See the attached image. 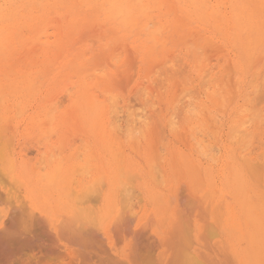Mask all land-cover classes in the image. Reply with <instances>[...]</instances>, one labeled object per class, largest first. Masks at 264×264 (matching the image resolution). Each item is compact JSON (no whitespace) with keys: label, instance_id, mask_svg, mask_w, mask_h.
Listing matches in <instances>:
<instances>
[{"label":"rangeland","instance_id":"obj_1","mask_svg":"<svg viewBox=\"0 0 264 264\" xmlns=\"http://www.w3.org/2000/svg\"><path fill=\"white\" fill-rule=\"evenodd\" d=\"M43 1V2H42ZM0 0V40H3V39H7V38H10V43H6V44H1L0 45V95L2 94V97H0V116H3V118L4 119H2V117H0V125L3 127V125L5 126V125H7L9 122H11L10 124L12 125L11 127L12 128H10V131L9 130H5L4 129V133L2 134V130L0 131V140L2 141V144L3 145H1L0 144V152L2 153V157H1V155H0V191H2V189L1 188H3L5 185L4 184H6V182H13L12 184L13 185H15V187H17L18 189H19V182H20V184L22 185H20V190L22 191V195L24 194V195H27V196H29L30 197V202H32L35 206H37L38 207V209H41V208H43V210L44 211H46L49 215H50V218H52V219H54V220H56L57 221V223H59V221L61 220V217L60 216H56L54 213H59V214H61V213H63V214H65V213H67L68 211L67 210H65V203H68L67 204V206L68 205H70V206H72V205H76V207H77V205L78 204H80L81 203V201H82V199H87V201H88V197H90L89 195H91V200H89L87 203L86 202H84V203H86V205L87 206H93V208L95 209V212H96V214L97 215H99V216H101V215H104V214H107V212H108V204H113V205H121V206H128L127 205V201L129 200L130 201V203L132 204V201H134V202H136V203H134L133 205H134V211H137L136 212V214L138 215V217L137 218H139L137 221H135V222H137L138 223V225H140L141 224V222L142 221H144L145 219H146V221H148V219H149V222H148V224L150 223V222H152V220H157L159 217H160V220H157V222H156V220L154 221V222H156V223H152V225H154V226H152L151 224H147L148 226H144V225H146V223L144 224V225H142L143 226V229H142V227H141V225L140 226H138L137 224V227L139 228V229H141V230H144V231H146V230H149L150 228L151 229H155L157 232H158V234L161 236V238L163 239V241H161L162 242V244H164V242L166 243V241H165V239H167V238H171L172 236H175V234L174 235H172L171 237H169V235H170V231H172V230H175V229H172L173 227L175 228V226H176V222L175 221H177L176 220V218L178 217L177 216V214L179 215V217H181L182 215L181 214H183V212H186V214H187V216H186V214L184 215L185 216V218L187 219V217H189V221L187 220L186 222H189V226H188V223H186L187 225V227L189 228L190 226H192V227H190V228H195L196 229V231H198V234L200 233V231H201V229H203V228H205L206 230H210L209 228H211L212 229V227H215V225H216V223L218 224V225H216V226H218L219 227V231H220V234H221V237H222V239H223V241H224V245H225V247H226V251H227V257L228 258H222L221 259V262L222 263H228V264H264V198H262L263 196H264V119H263V117H264V76H263V74H264V71H262L263 69H264V58L262 57L263 55H264V44L262 45V46H260L259 48H258V50L256 51V53H254L255 55H254V58H252L251 59V56H249V54L251 55V53L249 52V54H248V51L246 52V50L244 49V47L242 46V44L240 43V41H237L235 38H234V36L232 35V36H226L224 33H220L219 31H218V29L216 28V25L218 24H220V22H218L217 24H211V23H209L208 22V24H204V22H202L201 20H200V15L199 16H197V14H200V12L202 13V10L203 9H199L197 12H196V10L192 7V10L190 11V12H188V13H183V12H176V10H178V8H183V9H187L186 8V6H188V5H190L192 2L190 1V0H172V1H175L174 3L177 5V8H174L175 10H172V11H169V10H171V8L169 7V5H172V2L171 3H166V4H163V6H161V8H159L160 6L159 5H161L162 4V2L163 1H165V0H159L158 2H157V0H152L153 1V7H152V9L150 10V11H148V17L149 18H151V20L153 21V23H157L158 24V26L159 27H161L160 28V30H162L163 28H165V29H163L162 31H159V33L161 34V36H160V34L158 33V30L156 31L155 29H157V24H155V25H152L153 23L152 22H150V24H149V27L152 25V27L154 28L153 29V33H151L152 31V28L150 27V29H148L149 27H147V29L146 28H143V27H146V26H148V24H147V21L149 22V18L148 17H144V16H139L138 17V21H140V25H139V28H138V30L137 29H133L132 27H130V26H122L123 28L121 29V27H119V26H121V25H117L118 23L120 24V21H121V19L120 18H118V19H116V18H109L108 16H107V14H106V12H104V11H102V10H100V7H99V5L98 6H94V8H93V4H91V3H88V1L89 0H72V1H70V0H65V1H67L66 3H65V6H64V2L65 1H61V0ZM46 1V2H45ZM52 2V3H49V2ZM75 2V4H74V2ZM224 1V2H223ZM227 1V2H226ZM244 1H249V0H243V2H242V0H236L235 2H233V1H229V0H207V6L211 9V11L214 9V6L215 7H217L218 8V12H217V14H216V16H215V18L217 17V16H219L220 15V17L221 18H223L222 19V21L221 22H224L225 20H233V18H234V14H235V7H240L241 5H242V3H244ZM33 2V3H32ZM38 2V3H37ZM40 2V3H39ZM216 2H218L217 4H216ZM43 3H47V6H46V4H43ZM72 3L74 4V5H76L77 4V6H74L73 7V5H72ZM222 3V5H220ZM247 3V5L249 4V2H246ZM42 4V5H41ZM58 4V5H57ZM89 4H91V7H89L90 5ZM23 5V6H22ZM57 7H56V6ZM83 5V6H82ZM157 5H158V8H157ZM255 5V6H254ZM254 5H248V7L249 8H253V9H257V6H256V0H255V4ZM22 6V7H21ZM45 8H44V7ZM53 6V7H52ZM56 7V8H55ZM157 9H156V8ZM163 7V8H162ZM67 10H66V9ZM71 8V9H70ZM23 9V10H22ZM70 9V10H69ZM94 9V10H93ZM98 10V12H96L97 10ZM156 9V10H155ZM160 9V10H159ZM220 9V10H219ZM49 10V11H48ZM155 10V11H154ZM163 10V11H162ZM227 10V11H226ZM10 13V15H9V13ZM160 11V12H159ZM188 11H189V9H188ZM223 11V14L221 13ZM6 12V13H5ZM18 12V13H17ZM67 12V13H66ZM165 12H169V14H167V13H165ZM171 12V13H170ZM176 12V13H175ZM228 12V13H227ZM71 13H72V15H71ZM100 14V16H98V14ZM136 13H138V11H136ZM164 13V14H163ZM154 14V15H153ZM187 14V15H186ZM219 14V15H218ZM230 14V15H229ZM264 13H259L258 12V9H257V11H255L254 12V19L255 20H260V21H264V15H263ZM4 15V16H3ZM6 15V16H5ZM150 15H151V17H150ZM224 15V16H223ZM9 16V17H8ZM11 16H13V17H11ZM35 16V19L33 20V21H31L30 19H33V17ZM103 16H105V17H103ZM168 16V17H167ZM225 16H226V19H224L225 18ZM231 18H230V17ZM4 17V18H3ZM25 17H26V19H25ZM57 18L58 19V17H59V19L60 20H57V19H53V18ZM74 17H76V19L78 20V24H76L75 26H73V24H71L72 23V20H73V18ZM189 17V18H188ZM259 19H258V18ZM44 19V20H43ZM48 19V20H47ZM75 19V18H74ZM179 19V20H178ZM16 20V21H15ZM39 20H41V21H39ZM111 20H112V22H111ZM147 20V21H146ZM150 20V21H151ZM183 20V21H182ZM28 21V22H27ZM45 21V22H44ZM47 21V22H46ZM62 22L61 24V26H59L60 24L58 23V22ZM99 22V24H98V22ZM114 21V22H113ZM119 21V22H118ZM157 21V22H156ZM184 21H186V22H184ZM15 22H16V24H15ZM19 22V24H17ZM30 22V23H29ZM43 22H44V26H45V31L43 30ZM111 22V23H110ZM179 22V23H178ZM9 23H11V24H9ZM28 23V24H27ZM39 23H41V24H39ZM115 23H117L116 25H115ZM152 23V24H151ZM161 23H163L164 24V26L161 24ZM186 24L187 26L185 27V28H183V24ZM47 24V25H46ZM55 24V25H54ZM59 24V25H58ZM93 24V25H92ZM94 24H96L95 26H97L96 28H95V26H94ZM98 24V25H97ZM147 24V25H146ZM177 24H179V25H177ZM197 24V26H195ZM200 24V25H199ZM210 24H211V27L212 28H209L210 27ZM7 25H8V27H7ZM18 25H19V27H18ZM21 25V26H20ZM27 25H30V27L29 26H27ZM114 25H115V28H114ZM162 25V26H161ZM167 25V26H166ZM182 25V26H181ZM5 26V27H4ZM11 26V27H10ZM15 26L17 27V28H15ZM23 26V27H22ZM47 26V27H46ZM53 26V27H52ZM101 26H104V27H101ZM141 26H143V27H141ZM180 26V27H179ZM199 26V27H198ZM14 27V28H13ZM35 27V28H34ZM163 27V28H162ZM195 27H196V30H195ZM197 27H198V31H197ZM206 27V28H205ZM9 28V29H8ZM11 28V29H10ZM21 30H19V29ZM41 28V29H40ZM72 28H73V30H72ZM74 28H75V30H74ZM98 28H99V30H98ZM130 28H132V29H130ZM210 30H209V29ZM2 29V30H1ZM3 29H7L6 30V32H5V30H3ZM36 29V30H35ZM40 29V30H39ZM58 29H60V30H58ZM94 29H96V30H98V31H94ZM112 29V30H111ZM127 29V30H126ZM142 29V30H141ZM19 30V31H18ZM33 30L34 31H38V32H35V34H38L41 30L42 31H44V32H40V36H41V38H40V40H39V36H37V39L36 40H39L37 43H42V45H43V42H46L45 44H50V45H47V46H49V47H47V46H44V48L45 49H43V46L41 47V44H40V46L37 44V43H35L36 44V46L38 45L39 47H36V48H34L35 47V44H34V46L32 45V47L34 48V49H36V51L41 47L42 49H43V52H44V50L47 52V53H45L44 52V55H43V52H42V50H38L37 51V53L39 52V51H41V52H39V54H37V56L34 54L33 55V51L31 50V49H33V48H31L30 49V46H29V44L31 45V43H29L30 41H31V39L30 38H32L33 36H35V34H34V32H33ZM104 30V31H103ZM118 30H120V31H118ZM122 30V31H121ZM124 30H126V31H124ZM173 30V31H172ZM197 31V39L199 40V43H201V45H202V43H205L206 42V40L208 41V43H209V40L212 42H214L216 45L217 44H219V45H217L218 46V48L219 47H221V49H217L216 48V46H215V44L213 43V45H214V47H213V45H212V43H207L206 45H205V47H207L208 49H215L216 48V50L218 51V52H220V53H218V52H214L212 55L209 53V55H208V53H205V49H207V48H204V49H202V51H201V54L203 55V54H205V55H208L209 57L208 58H205L206 60H211V61H207L206 62V60L203 58L204 56H202V57H200L201 55H200V50H198V52H197V50H196V44H195V42H194V40H193V38H192V35H194L195 36V34H196V32L195 31ZM263 30H264V28H263ZM262 30V36H264V31ZM1 31H2V33H1ZM5 32V35H2V34H4V32ZM59 31H61V34L59 35ZM104 32L105 33V35H107V36H105L104 34H102L101 32ZM134 31H135V34H134ZM151 31V32H150ZM154 31H156L155 33L156 34H154ZM178 33H177V32ZM184 31H186V34H184L185 32ZM22 32V33H21ZM96 32H98V33H96ZM120 32H122V35H121V33ZM129 32V36L128 35H126L127 33ZM133 32V33H132ZM149 32V33H148ZM191 32H193V34L192 35H190L191 34ZM15 33H19V34H15ZM41 33L42 34H44V36L45 37H42L43 35H41ZM96 33V34H95ZM115 33V34H114ZM118 34V37H119V40H118V37H117V34ZM132 33V34H131ZM140 33V34H139ZM203 33V34H202ZM20 34H22L23 35V37H21L20 36ZM48 34V35H47ZM92 34V35H91ZM138 34V35H137ZM188 34V35H187ZM198 34H201L200 36L198 35ZM16 35V36H15ZM30 35H32V36H30ZM103 35V36H102ZM126 35V36H125ZM173 35V36H172ZM203 35V36H202ZM205 35H207L208 36V38H207V36H205ZM218 35H219V39L221 40V38H222V40L220 41L219 39H218ZM60 37V36H62L61 38H64V47H65V51L63 50V48L64 47H61V49H59L60 48V46H59V38H58V40H57V37ZM66 36V37H65ZM96 38H95V37ZM102 36V37H101ZM110 36L112 37L111 38V40H112V42H111V40H110V42H111V46L109 45V39H110ZM123 36V37H122ZM135 36H137V37H135ZM139 36V37H138ZM152 36H154V38L152 37ZM155 36H158L159 38V40H158V42L155 40ZM199 36V37H198ZM210 36H212V37H210ZM25 37V38H24ZM30 37V38H29ZM99 37V38H98ZM113 37H116V38H113ZM181 37V38H180ZM188 37H190V38H192V40L190 41V39H187ZM221 37V38H220ZM227 37H229V39L227 38ZM17 38V39H16ZM70 39V40H68V39ZM88 40H87V39ZM91 38H93V39H91ZM98 38V39H97ZM102 38H104L103 40H105V42H103V40H102ZM210 38V39H209ZM96 39V41H99V42H92V44H94V45H90V43L91 42H89L90 40H95ZM137 39H139V40H137ZM153 39L155 40V41H153ZM165 39V40H164ZM167 39H168V41H167ZM181 39V40H180ZM187 39V40H186ZM195 39V38H194ZM227 39V40H226ZM232 39V40H231ZM30 40V41H29ZM164 40V41H163ZM171 40H172V42H171ZM226 42H225V41ZM18 41H19V43H18ZM40 41H42V42H40ZM56 42V41H58V45L57 44H55V45H52L53 44V42ZM68 43H67V42ZM85 43V45H83L84 43ZM87 41V42H86ZM115 42V44H114V42ZM118 41L121 43V44H119L118 43ZM145 41V42H144ZM165 41H167L166 43H165ZM185 41H190L192 44H193V46H195V48H190V46L187 48V46H186V44L187 45H189L188 44V42H185ZM233 43H232V42ZM14 42V43H13ZM23 42H24V44H23ZM25 42H27L28 44H26ZM51 42H52V44H51ZM103 42V43H102ZM134 42H136V43H134ZM139 42H141L140 44H139ZM156 43V45L154 46V44ZM163 44V45H165V46H163L161 43ZM189 42V43H190ZM218 42V43H217ZM228 42H230V43H228ZM67 43V44H66ZM83 43V44H82ZM108 43V44H107ZM132 43H134V44H132ZM139 45H138V44ZM145 43V44H144ZM160 43V44H159ZM186 43V44H185ZM224 43V44H223ZM228 43V44H227ZM232 43V44H231ZM244 43H246V41H244ZM20 44V45H19ZM88 44V45H87ZM119 45V47H117V45ZM145 46H144V45ZM148 44V45H147ZM149 44H150V46H149ZM192 44H191V47H192ZM2 45L4 46V47H2ZM10 45H12V46H10ZM22 45H23V48L24 49H26V51H24L23 50V48H21L22 47ZM90 45V46H89ZM122 45V46H121ZM141 45V46H140ZM208 45V46H207ZM210 45H212V46H210ZM14 46V47H13ZM26 46H29V48L28 47H26ZM58 46V47H57ZM82 46H83V48H82ZM86 46V47H85ZM106 46V47H105ZM117 47V48H115L114 49V47ZM157 46V47H156ZM223 46V47H222ZM8 49H6V48ZM46 47H47V49H46ZM50 47H52V48H50ZM102 47V48H101ZM139 47H142V48H140L139 49ZM146 47L149 49V47H152L151 49H146ZM230 47V48H229ZM243 47V48H242ZM14 48V49H13ZM38 48V49H37ZM87 48V49H86ZM101 48V49H100ZM111 48V49H110ZM122 48V49H121ZM144 48V50H142ZM187 48V49H186ZM232 48H234V49H232ZM49 49L51 50V53L49 52ZM66 49H68V50H66ZM114 49V51H112ZM121 49V50H123L122 52L121 51H119V50ZM127 49V50H126ZM139 49V50H138ZM226 49V50H225ZM232 51H231V50ZM242 49V50H241ZM86 50H88V52L85 51ZM89 50H92V51H89ZM116 50H118V52L117 53H115V51ZM148 50V51H147ZM163 50V51H162ZM228 50H230V51H228ZM245 52H244V51ZM17 51V52H16ZM25 53H24V52ZM30 51V52H29ZM52 51H53V53H52ZM59 51V52H58ZM68 51V52H67ZM95 51V52H94ZM103 51H104V54H103ZM127 51H128V56H127ZM147 51V53H145ZM214 51V50H213ZM212 51V52H213ZM237 51V52H236ZM262 51V52H261ZM8 52V53H7ZM14 52V53H13ZM31 52H33V53H31ZM58 52V53H57ZM67 52V53H66ZM93 52V53H92ZM170 52H171V54H170ZM191 52H192V55H191ZM5 53V54H4ZM21 53V54H20ZM26 53L28 54L27 56H26ZM32 54V56H31V54ZM56 53H57V56H56ZM85 53V54H84ZM92 53V54H91ZM111 53V54H110ZM132 53V54H131ZM196 53V54H195ZM198 53V54H197ZM229 53V54H228ZM236 55H234V54ZM240 53V54H239ZM22 54H23V57H22ZM30 54V55H29ZM40 54L43 56L42 57V59H41V57H40ZM49 54V55H48ZM61 54H63V56H61V58H59L60 57V55ZM224 54H226V56H224ZM245 54H247L248 55V57L249 58H247L246 56L247 55H245ZM261 54V55H260ZM46 55H47V57H50L49 59H50V61H49V59L46 57ZM54 55L58 58V59H56L55 57H54ZM64 55H65V57H64ZM238 55V56H237ZM7 56V58H5ZM28 56H30V57H28ZM45 56V57H44ZM59 56V57H58ZM77 58H79L80 59V57H78V56H82L83 58H81L82 60H80V62H78L79 61V59H77ZM95 56H99V58L98 57H95ZM107 56V57H106ZM118 56H120V59H119V57ZM126 56V57H125ZM156 56H157V59L159 60V58L161 59V61L164 59L165 61H160L159 60V62H161V64H160V66L162 67H159V64H157V66H156V64L155 63H157L156 61H157V59H156ZM169 56V57H168ZM177 58V60H181L182 61V63L181 64H179L178 63V61L174 58ZM191 56V57H190ZM196 56V57H195ZM212 56H214V57H212ZM12 57V58H11ZM20 57H22L21 58V61H20ZM33 57V58H32ZM52 57V58H51ZM148 59H147V58ZM168 57V59H166V58ZM171 57V60H169V58ZM198 57V58H197ZM221 57H223V58H221ZM228 58V61H230V62H228L227 60H225V59H227ZM231 57V58H230ZM256 57V58H255ZM263 58L261 61L259 60V58ZM13 58H14V60H13ZM17 58V59H16ZM44 58V59H43ZM93 59V60H91V59ZM117 58H118V60H117ZM129 58H131V60H132V62L129 60ZM142 58V59H141ZM163 58V59H162ZM172 58H174V59H172ZM179 58V59H178ZM201 58H203L204 60H202V62L201 61H199V59L201 60ZM216 58V59H215ZM234 58V59H233ZM238 58V59H237ZM242 58V59H241ZM26 59V60H25ZM33 59H36V60H34L33 61ZM38 59L42 62V63H44V64H42L40 61H39V63L41 64V65H39L38 64ZM45 59H47V60H45ZM55 59V60H54ZM73 59H76V64L78 63V65L76 66V68H74V67H72V66H70V65H68V66H66L65 65V63H69L70 62V60H71V62L73 61ZM87 61H86V60ZM97 59H98V61H97ZM103 59V60H102ZM198 59V60H197ZM233 59V60H232ZM251 59V60H250ZM54 60V61H53ZM56 60H57V62L58 63H56ZM62 60V61H61ZM91 60V61H90ZM116 60H117V63H116ZM131 62V63H129V61ZM156 60V61H155ZM167 60V61H166ZM173 60V63H174V65H172L173 63H171L170 61H172ZM175 60V61H174ZM191 60V61H190ZM225 60V61H224ZM243 60V61H242ZM253 60V61H252ZM255 60V61H254ZM257 60H259V62H260V64H259V66H260V69H259V66L257 65L259 62H257ZM8 61V62H7ZM46 61H48V62H46ZM68 61V62H67ZM97 61V62H96ZM110 61V64L108 63ZM124 61H126V63L128 62V64H125V62ZM199 61V62H198ZM205 61V62H204ZM232 61V62H231ZM238 61V62H237ZM249 61V62H248ZM26 62V63H25ZM34 62V63H33ZM36 62H37V64L40 66V67H35L36 69L38 68H40V69H42V71H38V69L36 70L35 68H33L32 66L33 65H35L36 64ZM52 62V63H51ZM56 64H55V63ZM65 62V63H64ZM87 62H89L88 64H87ZM92 62V63H91ZM99 62V63H98ZM175 62H176V64H175ZM201 62V63H200ZM204 62V63H203ZM226 62V63H225ZM234 62V63H233ZM236 62V63H235ZM244 62L245 63V65H244V63L242 64V63ZM250 62H251V64H252V66H253V63H254V69L253 68H250L251 67V64H250ZM261 62H263V63H261ZM4 63H5V65H4ZM29 63V64H28ZM73 63V62H72ZM75 63V62H74ZM95 63H97V64H95ZM112 63V64H111ZM164 63V64H163ZM199 63V64H198ZM206 63V64H205ZM229 63V64H228ZM230 63H231V65H230ZM250 65H249V64ZM6 64H8V65H6ZM14 64V65H13ZM30 64H33V65H30ZM50 64H52V65H50ZM54 64H55V66H54ZM62 64V65H61ZM64 64V65H63ZM100 64H102V65H100ZM124 66H123V65ZM130 64V65H129ZM135 66V68L137 67V69H134V66ZM152 64H155V66L153 67L152 66ZM186 65V66H183V65ZM200 65L201 64V66H199V69H198V65ZM214 64H215V66H214ZM229 66H228V65ZM233 64V65H232ZM237 66H235V65ZM240 64V65H239ZM48 65H50V66H48ZM85 65V66H84ZM95 65H97V66H95ZM101 67H100V66ZM110 65V66H109ZM131 65H132V69H131ZM153 67V68H155V67H157L158 68V72L159 73H161V74H159L158 72H156L153 68L151 69V66ZM163 65V66H162ZM177 65H178V68H176L177 67ZM207 65V66H206ZM213 65V66H212ZM242 65H244V66H246L245 68L242 66ZM12 68H11V67ZM26 66V67H25ZM36 66V65H35ZM52 66H53V68H52ZM58 66H59V68H58ZM94 66L96 67V68H94ZM121 66H123V67H121ZM172 66L174 67V68H176L178 71H179V73H177V72H174L176 69H173L172 68ZM176 66V67H175ZM180 66V67H179ZM232 66V68H236L237 69V73L236 74H234V75H232V74H230L229 76H227V74H228V72H226V71H228V69H229V67H231ZM240 66H242V67H240ZM16 67H18V68H16ZM46 67H49L48 69L46 68ZM164 67V68H163ZM165 67H167V69H169L168 71H170V72H168V73H166L167 72V69L165 68ZM171 67V68H170ZM207 67H208V69H209V71H208V69H207ZM51 68V69H50ZM57 68V69H56ZM159 68H160V70H159ZM180 68H182L183 70H184V74H181V73H183V70H181V72H180ZM186 68V69H185ZM11 69H12V71H11ZM13 69H15L16 70V72H17V74H15V70H13ZM26 69H29V73L31 74V79L30 80H32L33 78V83H34V85L32 84L31 86H30V84H28L29 82H28V80H26L25 79V77H23V73H24V75L25 74H28L27 73V70ZM45 69H47V70H45ZM50 69V70H49ZM74 69V70H73ZM126 69V70H125ZM131 69V70H130ZM151 69V70H150ZM220 69V70H219ZM258 69V70H257ZM2 70V71H1ZM9 70H10V72H13L14 71V73H9ZM94 70V71H93ZM101 70V71H100ZM118 70H120L119 72H118ZM127 71L126 73L125 72H123V71ZM136 70V71H135ZM163 70H164V73H163ZM196 72H195V71ZM243 71V72H241V71ZM19 71V72H18ZM20 71H23V73H21ZM38 73H37V72ZM43 71H44V73H43ZM92 71L95 73L94 75H92L93 73H92ZM95 71H99V72H95ZM152 71V72H151ZM207 71V72H206ZM256 71V72H255ZM34 72H36V73H34ZM45 72H46V75H45ZM48 72V73H47ZM69 72V73H68ZM71 72L73 73V74H75V72L77 73H79V74H75V75H73V74H71ZM84 72V73H83ZM86 72V73H85ZM88 72H91L90 74L92 75V77H91V75L88 73ZM120 72H122V73H120ZM134 72H136V73H134ZM149 72H151V73H149ZM157 74H156V73ZM187 72V73H186ZM205 72V73H204ZM240 72H241V75H240ZM247 72V73H246ZM255 72V73H254ZM261 72H263V74H261ZM51 73V74H50ZM63 73H65L64 75H63ZM66 73H67V75L68 74H71V77H70V75H68V77H67V80L69 81H66L65 79H64V77H66ZM84 74V77H82L83 76V74ZM104 73V74H103ZM125 73V74H124ZM128 73H129V77H128V79H124L123 78V76L126 78L127 76H128ZM147 73V74H146ZM151 74V75H149V74ZM154 75H153V74ZM169 73H171V74H173V75H170ZM176 73V74H175ZM186 73V74H185ZM207 73V74H206ZM212 73V75H210ZM225 73H227V74H225ZM239 73V74H238ZM243 73V74H242ZM257 73V74H256ZM261 74V76L263 77V79H262V77H261V80L263 81H261L260 80V74ZM6 74V75H5ZM41 74H42V76H41ZM47 74H49L48 76H47ZM87 76H86V75ZM88 74H89V76H88ZM101 75V78H99L100 77V75ZM105 74H107V77L105 76V78H107V79H104V77H102L103 75H105ZM122 74H124L123 76H122ZM126 74H127V76H126ZM135 74V76H133ZM145 74H146V76H147V78H145ZM170 75V77H168V75ZM177 74H179V75H177ZM225 74V75H224ZM255 74L257 75V77H256V81H255V79L253 80V78H254V76H255ZM19 75H20V77H19ZM40 75V77H42V79L39 77V79H38V76ZM98 75V76H97ZM111 75H112V77H111ZM148 75L150 76V78L148 77ZM155 75H156V77H155ZM157 75L161 78H159L158 79V77H157ZM161 75V76H160ZM163 75V76H162ZM207 75H209V76H207ZM8 78H7V77ZM26 76V75H25ZM37 76V77H36ZM45 76V77H44ZM78 77L77 78V80H75V79H73L74 77ZM86 76V77H85ZM97 76V77H96ZM109 76V77H108ZM152 76H154V77H152ZM178 76V77H177ZM185 76V77H184ZM187 76H189V78H190V80L189 81H187L186 80V77ZM192 76V77H191ZM211 76V77H210ZM237 76H239L238 78H236ZM242 78H241V77ZM6 77V78H5ZM22 77V78H21ZM30 77V76H29ZM47 77V78H46ZM71 79H70V78ZM90 77V78H89ZM162 77H165L166 79H165V81H163L164 80V78H162ZM175 78L176 80H178V81H175V79H173V78ZM181 77V78H180ZM210 77V79L209 80H211V81H213V82H211V81H209V80H207L208 78ZM10 78V79H9ZM24 78V80H22ZM45 78H46V80H45ZM63 79L65 82H63V80H60V79ZM85 79V81H82L83 79ZM96 78H98V79H96ZM110 78V79H109ZM154 78V79H153ZM178 78V79H177ZM188 78V77H187ZM188 78V79H189ZM200 78V79H199ZM204 78H206V79H204ZM213 78H215V79H213ZM240 78V80H238ZM20 79V80H19ZM36 79H38V80H36ZM87 79V80H86ZM116 79H117V81H116ZM148 82H145V80ZM159 81H158V80ZM173 81H172V80ZM182 79H183V81H182ZM203 79V81L205 82L204 84H203V82L201 81ZM213 79V80H212ZM225 79L227 80V81H225ZM231 80L230 81V83H228L229 81L228 80ZM233 79V80H232ZM4 80V81H3ZM19 82H17V81ZM29 80V81H30ZM102 80V81H101ZM105 80H107V81H105ZM110 80V81H109ZM121 80H122V82H123V86L121 85V84H119L120 82H121ZM144 81L145 83H146V85L147 84H149L150 83V81L153 83V81H154V83L156 82V83H159V84H152V83H150V88H148V86L147 87H145L146 85H145V83L143 82H141V81ZM167 80V81H166ZM207 80V81H206ZM224 80V82L225 83H223L222 81ZM242 80V81H241ZM261 81V83H262V85H261V83H260V81ZM14 81H15V83L17 82V84H14ZM21 81H23V84H21L22 82ZM24 81H27V83H25ZM31 81V82H32ZM37 81V83L38 82H41L40 83V86H39V83L37 84V86L39 87H36L35 85V82ZM74 81H76V82H74ZM78 81V82H77ZM120 81V82H119ZM160 81H161V83H160ZM163 81V82H162ZM193 81V82H192ZM240 81V83H238ZM252 81V82H251ZM253 81H255L254 82V86H252L253 84ZM12 82V83H11ZM30 82V83H31ZM42 82H43V84H42ZM81 82H86L87 83V85H86V83H81ZM103 82H104V84H103ZM121 82V83H122ZM127 82V83H126ZM165 82V83H164ZM173 82H176V83H173ZM181 83V85L180 84H178L177 85V83ZM185 82V83H184ZM189 82H192L193 83V86H195V87H193V86H191V84L192 83H189ZM199 82H201V83H199ZM206 82H207V85H206ZM64 83H66V84H69V83H71V85H77V86H74L73 88H72V86L71 85H69V86H67V88H65L66 87V85H64ZM73 83V84H72ZM93 83L95 84V85H97V86H94L93 87ZM110 84V85H108V84ZM116 83V84H115ZM141 83V84H140ZM163 83L165 84V86L163 85ZM211 83V84H210ZM236 85H235V84ZM6 84L9 86L10 84V86H12V88L11 87H8V86H6ZM19 84V85H18ZM28 84V85H27ZM86 86H85V85ZM137 84H140V85H137ZM143 84H144V88H143V90H147V94L145 93V94H143V96L141 95L142 93H144V91L142 92V88H141V86H143ZM151 84H152V86H151ZM162 86H161V85ZM175 84V85H174ZM200 84H203L202 86L200 85ZM224 84L226 85V86H224ZM227 84H230V85H227ZM260 85V87L259 86H257V85ZM15 85V86H14ZM105 85L106 86H108V87H106L107 89V92H108V90H110L111 91V93H110V91L108 92V93H110V94H113L112 96L113 97H115L116 95H117V97L120 99V101H119V99L117 100V97H116V99H115V101H114V103H113V107L110 105V103H112V99L110 98V94H109V99H111V102H110V100H108V95H106V94H103V91H104V93H106L105 91L106 90H104V87H105ZM117 85H119V86H117ZM172 85V86H171ZM182 86L181 88H180V86ZM234 86V88H233V86ZM241 85V86H240ZM17 86H19L18 87V89L17 88H15V87H17ZM26 86H28V88L26 87ZM32 86H34V88L35 89H38V90H34V88H31ZM60 86L63 88V89H60V90H63L64 91V89H65V91L63 92H61L60 93V91H59V88H60ZM71 86V87H70ZM85 86V87H84ZM91 86L93 87V88H91ZM109 86H110V88H109ZM124 88H122V87ZM140 86V89L138 88ZM155 86V87H154ZM156 86H157V89H156ZM163 88H165V89H167L166 91H165V89L163 88H161V87ZM185 86V87H184ZM190 86V87H189ZM200 86H201V88L203 89H200ZM206 86L208 87L207 89H209V90H205V88H206ZM212 86V87H211ZM215 86H218L217 88L215 87ZM238 87V89H237V87ZM262 86V87H261ZM5 87V88H4ZM13 87H14V89H13ZM25 87V88H24ZM96 87V88H95ZM166 87H168V88H166ZM170 87H172V88H170ZM234 89H232V88ZM241 87V88H240ZM254 87V88H253ZM21 90H20V89ZM26 88H27V90H26ZM31 88V89H30ZM75 88V89H74ZM89 88H91V89H89ZM100 88L101 89H103V90H101L100 91ZM120 88V89H119ZM161 88V89H160ZM178 88H180L181 89V91H183L184 93H185V91L186 90H184L185 88L188 90V91H186V93H190V92H192V94L190 93V97H189V95L188 96H186V98H184L183 96H185L186 95V93L184 94V95H182L181 96V93H183V92H181L180 91V89H179V91H178V93L179 92H181L180 94H175L176 92H177V90H178ZM184 88V89H183ZM256 88V89H255ZM4 89H5V91H4ZM8 89V90H7ZM16 89L18 90V92L16 91ZM24 89V90H23ZM66 89H67V91H69L70 89H73V90H70L69 92H70V94H69V92H67L66 91ZM99 89V90H98ZM137 89H139L138 91H136ZM152 89H155V90H153V92L151 91ZM177 89V90H176ZM231 89V90H230ZM251 89V90H250ZM255 89V90H254ZM257 89L259 90L258 92H257ZM7 90V91H6ZM10 90H11V92H10ZM29 90H31L30 91V93H29ZM56 90H58L59 92H57ZM89 90V91H88ZM98 90V91H97ZM162 90V91H161ZM192 90V91H191ZM196 90V91H195ZM229 90L230 91H232L231 92V94L229 93ZM238 91V92H236V91ZM16 91V92H15ZM38 91V92H37ZM56 91V92H55ZM83 91V92H82ZM85 91V92H84ZM88 91V92H87ZM139 91H141L140 92V96L141 97H139ZM150 91H151V93H150ZM154 91H155V93L157 94H155L154 93ZM204 91V92H203ZM205 91H206V93H205ZM216 91V92H215ZM220 91V92H219ZM3 92L5 93L4 94V96H3ZM35 92V94H33ZM135 92V93H134ZM149 92V93H148ZM166 93V94H163V93ZM195 92H196V94L198 95H194L195 94ZM211 92H214L216 95H218V96H216L215 94H213V93H211ZM234 92V93H233ZM12 93V94H11ZM16 93V94H15ZM54 93H56V94H54ZM60 93V94H59ZM87 93H88V95H87ZM89 93H91L92 95H91V99H93V100H95V102L98 104V105H102L103 106V104L105 103V104H107V108H106V110L104 111L106 114H105V118L103 117V122H104V120H105V125L106 124H108V128H109V130L111 131L112 129V131L111 132H113V134H112V136L114 135V136H116L115 138H114V140H115V142L117 143L116 145H118V147H116V148H119V149H116V151H118V150H120L119 152H116V153H118V155L117 154H114V155H117L118 157V159L117 158H115V159H113L114 158V156H113V154L110 152V151H106L102 146H100V144H99V141H98V137H97V134L95 133L96 131L95 130H91L90 128H86V129H83L82 128V126L81 125H79L77 122H76V119L77 118H80V116H79V114L81 115L82 113H80V107H76V109L78 110V112L76 111L75 112V114L77 115V117H76V115H74V111H73V113H72V111H70V113L71 114H73L72 115V117H71V115L70 114H68L67 112H69V111H67V109L68 110H71L72 108L70 107V106H72V105H77L78 106V103H77V101H78V98H79V101H80V103H82V102H84L85 104L83 105L84 107H82L83 109L85 108V109H87V107H86V104H87V99H89L90 98V94ZM107 93V94H108ZM116 93V94H115ZM188 93V94H189ZM248 93H249V95H248ZM260 93V94H259ZM10 94V95H9ZM73 94V95H72ZM94 94V95H93ZM136 94H138V96H136L135 97V95ZM152 94V95H151ZM161 95V97H159L160 95ZM205 94V95H204ZM227 94L229 95V96H227ZM258 94V95H257ZM34 95V96H33ZM52 97H50V96ZM54 95V96H53ZM57 95H60V96H58L57 97ZM65 95L67 96V97H65ZM79 95V96H78ZM81 95V96H80ZM86 95V96H85ZM106 95V96H105ZM144 95H145V97L146 98H148L149 97V100L154 104V106H150L151 105V102L150 101H148V103L146 102L145 104V106H148L147 108L144 106V100H145V97H144ZM148 97H147V96ZM152 97H151V96ZM156 95V96H155ZM175 95V97L172 99V97ZM201 95V96H200ZM210 95L211 96H214V97H216V98H213V97H210ZM222 95V96H221ZM233 95V96H232ZM247 95V96H246ZM254 95V96H253ZM17 96V97H16ZM86 98H85V97ZM88 96H89V98H88ZM154 96V97H153ZM157 96L161 99H163L162 101H164V102H162V101H160L159 100V98H157ZM179 96H181V97H183L184 99H186V100H184L183 101V98H180ZM200 97V98H197V97ZM232 96V98L230 99V97ZM66 99H65V98ZM99 97V98H98ZM112 97V98H113ZM143 97H144V99H143ZM192 97V98H191ZM205 97H207V98H209V99H207V98H205ZM249 97V98H248ZM2 98H4V99H2ZM56 98H58V99H55ZM61 98V99H60ZM74 98V99H73ZM94 98H97V100L96 99H94ZM132 98H134L135 100L136 99H138V101L136 100H134V99H132ZM184 103V105H185V103H186V105L188 104L187 102V100H189V103H191L192 101L194 102V104H193V102L191 103V104H188V107H189V109L191 108V106H192V109L193 110H189L188 109V107H185L184 105H182L181 106V104H183V103H181V102H179V104H178V100L179 99ZM189 98V99H188ZM193 98H194V100H193ZM224 98V99H223ZM257 98V99H256ZM47 99V100H46ZM65 100V102H64V100ZM76 99H77V101H76ZM99 99V100H98ZM103 99V100H102ZM132 99V100H131ZM153 99V100H152ZM190 99L192 100L191 102H190ZM200 99V100H199ZM214 99H215V101H214ZM217 99H218V102H217ZM223 99V100H222ZM51 100H52V106L54 105V104H57V105H54L52 108H51V105H49L50 103H51ZM55 100V101H54ZM102 100V101H101ZM157 100H159V101H157ZM196 100V101H195ZM230 100V101H229ZM253 102H251V101ZM3 101H5V102H3ZM17 101H19V103L17 102ZM57 101V103H55ZM60 101H63V102H61L62 103V105L63 106H61V104H58V103H60ZM75 101H76V103L77 104H74L75 103ZM99 101V102H98ZM129 101H133L131 104L132 105H130L129 103ZM156 101V102H155ZM167 101L169 102V105H168V103H167ZM173 101V102H172ZM187 101V102H186ZM199 103H198V102ZM250 101V102H249ZM28 102V103H27ZM102 102H104V103H102ZM116 102V103H115ZM129 102V103H128ZM143 102V103H142ZM149 102H150V104H149ZM175 102H177L176 104H175ZM202 102H203V104H202ZM230 102V103H229ZM10 105H8V104ZM19 104V106L17 107L16 105H18ZM101 103V104H100ZM142 103V104H141ZM217 103V104H216ZM219 103V104H218ZM247 103H249V104H247ZM250 103H252L251 105H250ZM2 104V105H1ZM5 104H6V106H5ZM117 104V106H116V108L114 107L115 105ZM136 104H138V105H136ZM148 104V105H147ZM152 104V105H153ZM179 105V106H175V105ZM254 104V105H253ZM258 104V105H257ZM48 105V106H47ZM134 105H136V106H134ZM142 105V106H141ZM202 105H204V106H202ZM58 106V107H57ZM61 106V107H60ZM133 108H131V107ZM134 106V107H133ZM174 106L175 107H177V108H175V109H177V110H179V114L178 113H176L177 111H175V109H174ZM184 106V107H183ZM199 106V107H198ZM203 107V109L201 108V107ZM255 106V108L252 110V108ZM18 109H17V108ZM47 107V108H46ZM59 107H60V109H59ZM73 107V106H72ZM112 107V108H111ZM128 107V108H127ZM138 107V108H137ZM141 107V108H140ZM143 107V108H142ZM195 107V108H194ZM46 108V110L44 111L43 109H45ZM75 108V107H74ZM110 108H111V110H110ZM116 109V111L115 112H117V109L119 110V112H117V115L114 113V112H111L112 111V109ZM131 108V109H130ZM141 110H140V109ZM149 108V109H148ZM153 108V109H152ZM159 110H157V109ZM174 109V111H173V109ZM184 108H187V110H188V114L186 115V113H187V110L186 109H184ZM16 109H17V112H16ZM51 109H53V110H51ZM56 109V110H55ZM82 109V110H83ZM128 109V111H129V109H130V111L131 110H134L133 112L134 113H137L138 111H139V113H140V115H139V117H138V115L137 114H133V112H132V114H133V118L137 115V119L139 118H141L140 116H142V118H143V112H144V110H145V113L146 112H148V113H150V114H148V113H146V115L147 116H149V117H147V116H145L144 118V120H147V121H144L142 118V122H147L146 123V125L149 127L150 125H151V127H149V128H151V129H148L147 128V126L146 125H144L142 122L139 124V120H136V124H138L137 126H140L141 124H142V126H143V128L140 126V128H141V133H140V131L138 130H135L136 132L134 133V136H135V139H133L132 138V136L131 135H133V131H134V129H136V127H135V123H134V121L133 122H130L131 121V116L129 117L130 119H128V114H127V116H126V112L128 113V111H126ZM144 109V110H143ZM147 109V110H146ZM169 109V110H168ZM207 109V110H206ZM18 110H19V112H23V114L22 115H20L19 113H18ZM22 110V111H21ZM48 110V111H47ZM50 110L51 111H54L55 113H52V114H49L50 113ZM73 110V109H72ZM120 110L122 111V113L120 112ZM138 110V111H137ZM153 110H155V111H153ZM168 110V111H167ZM181 110V111H180ZM204 110V111H203ZM252 110V111H251ZM257 110V111H256ZM262 112V113H260V111ZM1 111H2V113H1ZM8 111V112H7ZM67 111V112H66ZM109 111V112H108ZM137 111V112H136ZM141 111V112H140ZM167 111V112H166ZM173 111V112H172ZM193 111V112H192ZM240 111H241V113H240ZM247 113H246V112ZM257 113V114H259L258 116H260V117H262L261 119L260 118H257L258 116H256V119H255V113ZM7 112V113H6ZM11 112V113H10ZM16 112V113H15ZM37 112H38V114H37ZM62 112L63 113H66L65 115L64 114H62ZM99 111H98V108H97V111L95 112V113H93L92 115H91V118H89V120L92 122H94V120H96V117H97V119L99 118L98 116H101V114L100 113H98ZM155 112V113H154ZM162 114V116L161 115H159L160 113ZM186 112V113H185ZM10 113V115H8ZM84 113V112H83ZM112 113V114H111ZM131 113V112H130ZM159 113V114H158ZM173 113H175V114H173ZM185 113V114H184ZM204 113V114H203ZM206 113V114H205ZM238 113V114H237ZM240 113V114H239ZM253 113H254V117H253ZM17 114H19V116L17 115ZM41 114V115H40ZM50 115V117H51V120L50 119H47V120H45L46 121V127H45V125L43 124L42 125V128L44 129V130H42V131H45L44 133H42L41 132V129L42 128H40V125L42 124L41 122H45V121H41V120H43V119H46L47 118V116L46 115ZM60 114H62V115H60ZM111 114V115H110ZM158 114V115H157ZM165 114V115H164ZM170 114H172L173 115V117H171L172 115H170ZM179 115V117H178V115ZM182 114V115H181ZM237 114V115H236ZM15 115H17V116H15ZM40 115V116H39ZM52 115H54L55 116V118H53L52 117ZM109 115H110V117H109ZM145 115V114H144ZM155 117H154V116ZM170 115V116H169ZM178 117V118H176V116ZM206 115V116H205ZM209 115V116H208ZM235 115V116H234ZM10 116L12 117V118H10ZM34 116V118H36V116H38L37 118H41V120H39V119H37L36 118V120L38 121V122H36V124H39V121H41L40 123L41 124H39V129H38V126H32V118L31 117H33ZM67 116H68V119H67ZM73 116H74V118H73ZM116 116L118 117V119H119V117H120V119H119V121L118 120H116ZM168 116H169V118H168ZM46 117V118H45ZM175 117V118H174ZM203 117V118H202ZM206 117V118H205ZM7 118H9V119H7ZM33 118V119H34ZM48 118H49V116H48ZM59 118V119H58ZM146 118H148V119H146ZM155 118V119H154ZM165 120H163V119ZM172 120H171V119ZM174 118V119H173ZM211 118V119H210ZM244 118H245V124L247 125V126H245V125H243L244 124ZM252 120V124L250 123V119ZM6 119H7V121H6ZM11 119V120H10ZM53 119H55V120H53ZM128 119V120H127ZM156 119H158V122L156 121ZM255 119V120H254ZM258 119H260L262 122H260V120H258ZM52 122L53 124H50V122ZM64 120L66 121V123H64ZM78 120V122L80 123V119H77ZM111 120H113V121H111ZM133 120V119H132ZM159 120H160V122H159ZM175 120H178V121H175ZM207 120V121H206ZM209 120V121H208ZM250 120V121H249ZM254 120V121H253ZM1 121H2V123H1ZM54 121V122H53ZM97 121V120H96ZM167 121V122H166ZM172 121H175V123L176 122H178V123H176L175 125H174V122H172ZM185 121V122H184ZM205 121V122H204ZM232 121V122H231ZM249 121V122H248ZM24 122V123H23ZM48 122V123H47ZM58 122L59 123H61L62 125H58ZM63 122V123H62ZM110 122V123H109ZM113 124H112V123ZM118 122V123H117ZM151 122V123H150ZM171 122V123H170ZM242 122H243V124H242ZM249 124L250 123V126L247 124V123ZM254 122V123H253ZM71 123L72 124H75V123H77L80 127H78V125L77 124H75L76 125V129H75V126L74 125H72L71 126ZM131 123H133L134 125V127L133 126H131ZM163 123V124H162ZM167 123H169V124H167ZM260 123V124H259ZM262 123V124H261ZM3 124V125H2ZM47 124H50V125H47ZM56 124L58 125V127L56 126ZM81 124V123H80ZM111 124V125H110ZM119 124V125H118ZM150 124V125H149ZM156 124V125H155ZM158 124V125H157ZM160 124H161V126H160ZM179 126H178V125ZM237 124V125H236ZM163 125H165V126H163ZM168 125H169V127H168ZM170 125L172 126L173 125V127L174 126H177L178 128H173V127H170ZM234 125H236L237 126V131H238V133H236L237 134V138H236V135H235V130H233V128H234ZM238 125H239V127H238ZM241 125H243V128H245V129H247V130H245V129H243V130H239L241 127ZM0 126V128H2ZM9 126V125H8ZM7 126V127H8ZM31 126V127H30ZM44 126V127H43ZM47 126H49V128H50V131H51V126H53L52 127V129L55 131H52V132H54L55 134H53V136L52 135H48V133H50V132H47V129H49V128H47ZM67 126H68V128H67ZM107 126V125H106ZM112 126V127H111ZM118 126V127H117ZM126 126H128V127H126ZM145 126V127H144ZM160 126V127H159ZM163 126V128H161ZM235 126V127H236ZM33 127V128H32ZM130 127V128H129ZM190 127V129L189 130H187L188 128ZM231 127H233V128H231ZM248 127V128H247ZM6 128V127H5ZM9 128V127H8ZM8 128H6V129H8ZM47 128V129H46ZM57 128V129H56ZM69 128H71V130L69 129ZM75 129L76 130V133L74 132V130L73 129ZM82 128V129H81ZM134 128V129H133ZM139 128V127H138ZM152 128H155L154 130L152 129ZM159 128V129H158ZM172 128H173V130H172ZM133 130V131H131L130 132V130ZM148 129V130H147ZM162 129V131H160ZM235 129V128H234ZM66 132H64V131ZM83 130H85V131H83ZM156 130V131H155ZM230 130H231V132H230ZM244 130L246 131V132H244ZM249 130V131H248ZM6 131V132H5ZM7 131H9V132H7ZM12 131V132H11ZM28 131H29V133H28ZM150 131V132H149ZM153 131H155L154 133H156V134H154V135H156L157 136V138H156V136L154 137V135H153ZM159 131V132H158ZM236 131V132H237ZM244 132V134L246 135V133L248 132V134L250 135V133H251V136H249V135H246V138L242 135V138L243 139H241V136H240V139H239V137H238V135H239V132ZM252 131V132H251ZM25 134H24V133ZM70 132V133H69ZM164 132V133H163ZM175 132V133H174ZM242 132V133H243ZM46 133V135H44ZM144 135H143V134ZM151 133H152V136H151ZM160 133V134H159ZM176 133L178 134V135H176ZM231 133H233V135L231 134ZM258 133V134H257ZM5 134V136H3L2 137V135H4ZM9 134H10V136H11V138L9 137ZM51 134V133H50ZM68 134V135H67ZM75 134V135H74ZM142 134V135H141ZM157 134H159V137H158V135ZM187 134V135H186ZM254 134V135H253ZM67 135V136H66ZM73 135V136H72ZM137 135V136H136ZM141 135V136H140ZM161 135V136H160ZM241 135V134H240ZM256 135V136H255ZM49 137V139L48 138H46V137ZM113 136V137H114ZM118 136V137H117ZM177 136V137H176ZM187 136V138H185ZM232 136V137H231ZM6 137H7V139H9L10 140V142H13L12 144L9 142V141H7L6 142ZM42 137H44V138H42ZM142 137V138H141ZM250 138L251 140H252V142H251V140L250 141H247V139L248 138ZM252 137V138H251ZM38 138V139H37ZM40 138V139H39ZM42 138V139H41ZM118 138V140L120 141H118V140H116ZM139 139L140 138V140H138L137 142L135 141L136 139ZM158 138H162V141H161V139L159 140ZM164 138V139H163ZM179 138H181V139H179ZM235 138V139H234ZM60 139H62L61 140V143H59V140ZM152 139V140H151ZM155 139H158V141H160V142H158L157 140H156V142H155ZM182 139H186V140H188L187 142L189 143V144H186L187 142L185 141V140H182ZM234 139V140H233ZM246 139V140H245ZM39 140H43L42 141V143L41 142H39ZM129 140H131V141H129ZM134 140V141H133ZM150 140H151V142H150ZM237 140H239L240 142H238ZM245 140V141H244ZM249 140V139H248ZM0 141V142H1ZM85 141V142H84ZM183 141L185 142V143H183ZM190 141V142H189ZM230 141V142H229ZM234 142V143H232V142ZM238 143H237V142ZM4 142V143H3ZM9 142V143H8ZM23 142V143H22ZM81 142V143H80ZM149 142V143H148ZM162 142V143H161ZM243 142V143H242ZM250 144H249V143ZM7 143V144H6ZM152 143V144H151ZM237 143V144H236ZM242 143V144H241ZM247 143V144H246ZM11 146V147H9V145ZM133 144V145H132ZM136 144V145H135ZM149 144V145H148ZM241 144V145H240ZM248 144H249V146H248ZM6 145H8V147L9 148H7V146ZM89 145V146H88ZM137 145L139 146V147H137ZM154 145H156V147H157V150L156 149H153V146ZM186 147H185V146ZM206 145V146H205ZM211 145V146H210ZM248 146L247 148H245L244 149V147L245 146ZM55 148H54V147ZM77 146H78V148H77ZM131 146L132 147H136L135 149H134V151H132L133 150V148H131ZM150 146V147H149ZM253 146V147H252ZM152 147V148H151ZM156 147H154V148H156ZM86 148V149H85ZM91 148V149H90ZM252 148V149H251ZM254 148V149H253ZM56 149V150H55ZM122 149L124 150L123 152H122ZM244 149V150H243ZM251 149V151L249 152V150ZM196 150V151H195ZM92 151V152H91ZM76 152H77V154H76ZM97 153V156H96V153ZM155 152V154H153L154 156H156V158H155V161L157 160V161H159L158 159V157H160V163L158 162H154V161H152V160H154V157L152 156V153H154ZM157 152V153H156ZM241 152V153H240ZM52 153V154H51ZM112 155H111V154ZM124 153V154H123ZM161 153V154H160ZM171 153V154H170ZM249 153H252V154H249ZM93 155V157L96 159V158H98V162L97 161H95L94 163V165H93V163L92 162H89L88 164H86V162H88V158H87V156L89 157V156H91L92 157V155ZM102 155V156H100V155ZM121 154V155H120ZM150 154V155H149ZM157 154H160V156H158ZM241 154V155H240ZM249 154V155H248ZM262 154V155H261ZM74 155V156H73ZM144 155V156H143ZM186 155V156H185ZM51 156H52V158L54 159V160H52V159H50L51 158ZM62 157V159H61V157ZM73 156V157H72ZM108 156H109V161H108ZM151 156V157H150ZM72 158V161H73V163L76 165V166H82V168H83V165H87L88 166V169H89V167H90V169H92V167H95V169L92 171V170H85L84 168H85V166H84V168L82 169L83 171H81V170H79V172H81V173H79L78 171V173L79 174H77V172H75V170H76V167L74 168V172L72 173V176L70 177V180H71V182H70V184L68 185V188L66 187V188H64V186L66 185L65 183L66 182H64V178L63 177H60V178H58V180H57V184L56 185H50L51 187H49V184L48 183H50L48 180H49V173H51V171H53V168H54V166L57 164V163H62L63 165H67V164H70V163H72V162H70L69 160H71V158ZM92 157V158H93ZM100 157H101V159H100ZM120 157H123V158H120ZM153 157V159L151 160V158ZM247 157V158H246ZM49 158V159H48ZM90 158V157H89ZM185 158V159H184ZM187 158V159H186ZM228 158V159H227ZM245 158H246V160H245ZM259 158V159H258ZM116 159H117V161H116ZM120 159H121V163L122 164H120V168H121V166H122V168H124V169H122L121 171H120V169H119V171H118V173L116 174V176H115V178L113 179L112 178V174L111 173H108V174H103V173H105V172H97V165L98 164H102L103 162L102 161H104V167H105V169L106 170H109V168L110 167H112V165H113V167H115V165L117 166L118 164H119V161H120ZM173 161H172V160ZM175 159V160H174ZM179 160V162H178V160ZM190 159L192 160V162L190 161ZM250 161H249V160ZM91 161H92V159H90ZM230 160V161H229ZM242 160V161H241ZM248 160V161H247ZM258 162H256V161ZM258 160H260V161H262V162H260V161H258ZM39 161V162H38ZM44 161V162H43ZM53 161V162H52ZM59 161H61V162H59ZM84 161V162H83ZM113 161V162H112ZM122 161H124V162H122ZM154 163V164H158V166L156 165V167L152 164L151 165V163L152 162ZM178 163V165H176L177 163ZM191 162V163H193V165H195L196 167H197V170H198V172H192V167L190 166H188L189 164H187L186 162ZM245 161V162H244ZM247 161V162H246ZM253 161V162H252ZM46 162V163H45ZM70 162V163H69ZM109 162H110V164H109ZM163 162V163H162ZM234 162V163H233ZM251 162V163H250ZM115 163V164H114ZM118 163V164H117ZM124 163V164H123ZM173 163V164H172ZM227 163H229L228 165H227ZM249 163V164H248ZM12 164V165H11ZM91 166H90V165ZM150 166H149V165ZM183 164V165H182ZM187 166H186V165ZM230 164H232V168L233 169H235V171L232 169H230L231 168V165ZM248 164V165H247ZM252 164H255V165H253L252 167H254L255 168V166H257L259 169H260V166L262 167L261 168V170H259V172H258V168H257V170L256 169H254L253 171H252V169L249 171V169H250V167H251V165ZM263 164V165H262ZM174 165V168L172 167ZM237 165H239V166H237ZM246 165V166H245ZM36 166H37V168H36ZM86 166V167H87ZM234 166H236L238 169H236V168H234ZM10 167H12V170H11V168ZM36 169H35V168ZM112 167V168H113ZM149 167H151V168H149ZM180 167V169H178ZM229 167V168H228ZM251 167V168H252ZM45 168V169H44ZM189 168H191V169H189ZM228 170H227V169ZM34 169H35V171H34ZM50 169V170H49ZM87 169V168H86ZM150 169V170H149ZM84 170H85V172H84ZM129 171V173L130 172H134V173H137L138 175H140L139 177H140V179L136 176L137 174H134V175H132V174H130V175H128L127 173H125V172H123V174L124 175H121V178H120V173L122 172V171ZM140 170H141V172H140ZM175 172V174H174V172ZM179 171L178 173H179V175H180V172H181V175H180V177H179V175H176V174H178L176 171ZM182 170V171H181ZM206 170H207V172H206ZM230 170V171H229ZM237 170H239V171H237ZM33 171V172H32ZM137 171V172H136ZM154 171V172H153ZM227 171H229L228 173H227ZM261 171V172H260ZM41 172L43 173V174H46L47 173V175H46V178H43V175L41 176ZM49 172V173H48ZM85 173V175H84V173ZM185 172L187 173V174H185ZM194 174V175H192V173ZM225 172V173H224ZM232 172H234L235 174H234V177L235 178H232L230 175H232L231 173ZM243 174H242V173ZM249 172V173H248ZM253 173L252 175H251V173ZM256 172H257V175H256ZM1 173H2V175H1ZM26 173V174H25ZM154 173H156L157 175L159 174V173H161V177H159L160 175H158V177L156 176V174H154ZM229 173H230V175H229ZM255 173V174H254ZM258 173H261L262 175H259ZM6 174V175H5ZM12 174H13V176L15 177H13L12 176ZM82 174V175H81ZM90 174V175H89ZM97 174V175H96ZM128 176H127V175ZM151 174V175H150ZM182 174H183V176L184 177H182ZM185 174V175H184ZM238 174H240V176L241 177H239V175ZM27 175V176H26ZM33 175V176H32ZM75 175V176H74ZM79 175V176H78ZM89 175V176H88ZM99 175V176H98ZM126 175V176H125ZM155 175V176H154ZM200 175V176H199ZM223 175L226 177V175H228L227 177H230V181H227V177L226 178H224L223 177ZM76 176H78V178L76 177ZM83 176V177H82ZM87 176V177H86ZM193 176V177H192ZM211 176V177H210ZM233 176V175H232ZM4 177L6 178L7 177V180H5L4 181ZM96 177H98V179H99V181L101 180V182H103L104 183V180H105V185H104V187H103V189H102V187H101V185H102V183L100 182V185H99V181L98 182H96L97 183V186H95V181H94V179L93 178H96ZM101 177H103V178H101ZM105 177V178H104ZM118 179H117V178ZM125 177V178H124ZM129 178V179H127V178ZM135 177L136 178H138V179H135ZM142 177V178H141ZM197 177V178H196ZM243 177V178H242ZM259 178V180H258V178ZM13 178H14V180L16 179H18V182L17 183H15V181L13 180ZM35 178V179H34ZM38 178H39V181H38ZM101 178V179H100ZM125 179V181H124V179ZM133 179V180H130V179ZM155 178V179H154ZM179 178V179H178ZM183 179L182 180V183H181V180L180 179ZM192 178V179H191ZM194 178V179H193ZM242 178V179H241ZM245 178V179H244ZM257 178V179H256ZM29 179H30V182H29ZM33 179H34V181H33ZM36 179H37V181H36ZM73 179H75L74 180V182H73ZM97 179V178H96ZM95 179V180H96ZM97 179V180H98ZM110 179L112 180V181H110ZM115 179H116V181H117V183L115 182ZM128 181H127V180ZM152 179V180H151ZM154 179V180H153ZM159 181H164L163 183H161V182H158V180ZM229 179V178H228ZM234 181H233V180ZM121 180H123L124 182H126V183H124V186H126V187H122L123 189L121 190V187H120V185L122 184H120V182H122ZM142 180V181H141ZM157 181V184H155L156 183V181ZM194 180H196L195 182H196V184L194 183ZM239 180H242V181H239ZM245 180V181H244ZM1 181H2V183H1ZM22 181H25V184H23V183H21ZM94 181V182H93ZM135 182L134 184H135V186H132L134 189H132V187H131V185H133V184H131V182ZM143 181H145V182H143ZM155 181V182H154ZM199 181V182H198ZM211 181H213V182H211ZM32 182H34V184H32ZM38 182H40V183H38ZM42 182H44V183H42ZM59 182H61V183H59ZM76 182V183H75ZM86 182V183H85ZM131 184H129V183ZM226 182H229V184L231 185H229V184H227ZM232 182V183H231ZM237 182V183H236ZM243 182L246 184H243ZM259 182V183H258ZM91 183H93V184H91ZM112 183H114L113 184V186H116L115 185V183L116 184H119V185H117L116 187H118L119 186V188H115L114 187V189H113V186H112ZM159 183V184H158ZM241 183H242V185H244L246 188H243L242 189V187H244V186H241ZM77 184V185H76ZM85 184V185H84ZM126 184V185H125ZM128 184V185H127ZM164 186H163V185ZM171 184H173L172 186H171ZM182 185V186H180V185ZM195 184V185H194ZM2 185H4L3 187H2ZM8 185V184H7ZM6 185V188L7 189H9L8 187L9 186H7ZM9 185H11V184H9ZM12 185V186H13ZM18 185V186H17ZM28 185H31L30 187L28 186ZM37 185H38V187H37ZM40 185V186H39ZM47 185V186H46ZM79 185V186H78ZM87 185H89V187L91 188L92 186L93 187H95V188H91V190L89 189L88 191H89V193L90 192H92L94 189H96V187H98V186H100L99 188L101 189L100 191H99V194H102V195H99L98 194V190H94L93 192H95V196L93 195V194H87L86 192L87 191H85V190H87L86 189V186ZM102 185V186H103ZM108 185V186H107ZM149 185V186H148ZM184 185V186H183ZM187 185V186H186ZM200 185H202V186H200ZM233 185V186H232ZM11 186V187H12ZM47 187V189L46 190H48L49 192H54V194H53V192L52 193H50L51 195H53L52 197H51V195H49V192L48 191H46L44 188H46ZM54 188H53V187ZM55 186H56V188L57 189H60V190H57L56 188H55ZM71 186H73L72 188L73 189H75V190H72L71 189ZM82 188H81V187ZM121 186H123V184L121 185ZM131 188H130V187ZM178 187V189H177V187ZM198 188H197V187ZM210 186V187H209ZM229 186V187H228ZM36 187H37V190H36ZM110 187V188H109ZM127 187H129V188H127ZM203 187V189L201 190V188ZM237 187V188H236ZM5 188V187H4ZM17 188H16V191H18L17 190ZM41 188V189H40ZM64 188V189H63ZM79 188H81L80 190H79ZM88 188V187H87ZM112 188V189H111ZM150 188V189H149ZM183 188V189H182ZM197 188V189H196ZM11 189V188H10ZM12 189H14V187L12 188ZM53 189V190H52ZM66 189V190H65ZM77 189H78V191H80V193L78 192V193H76L77 192ZM111 189V190H110ZM133 190V192H132V190ZM147 189V190H146ZM181 189V190H180ZM189 189H190V191H189ZM199 189V190H198ZM204 189H206V190H208V195L209 196H204V194H205V192H206V190H204ZM246 189V190H245ZM250 189V190H249ZM19 190V191H20ZM29 190H31V191H29ZM51 190V191H50ZM58 191V192H56V191ZM68 190V191H67ZM84 190V192H83V194H81V192ZM118 192H117V191ZM121 190V191H120ZM123 190H126L127 192L128 191H131V192H129V198H132V197H135L136 196V194H137V197H135L134 199L136 200H134V199H129L128 198V200L126 199V203L124 204V200L122 201L123 202V204L124 205H122L121 203L122 202H120V200L121 199H123V198H121L120 199V196L119 195H121L120 194V192H122ZM134 190H136V191H134ZM151 190V191H150ZM168 190V191H167ZM171 190V191H170ZM175 190L178 192V194H177V192H175ZM184 190H186V192H187V194L185 195V191ZM245 190V191H244ZM13 191H15V190H13ZM15 191V192H16ZM33 191H36V192H34L33 193ZM45 191V192H44ZM63 191V192H62ZM72 191H75V193L78 195V194H80V195H82V196H84V193H85V195H86V197L85 198H82V196H80V195H78V196H80L79 198H81V199H77L78 201H79V203L77 204L76 203V197H74V196H76V194L74 193L73 194V192ZM107 191H109V193H110V198L108 197L109 195V193L107 192ZM115 192V195H114V192H113V196L111 195V192ZM182 191V192H181ZM238 191V192H237ZM242 191H244V192H242ZM246 191H248V192H246ZM48 192V193H47ZM59 192H62L63 193V195H62V193L60 194V195H62V196H66L65 198L64 197H60V196H58L59 195ZM68 192H70V193H68ZM117 192V193H116ZM138 192H139V196H138ZM191 192V193H190ZM1 193H3V192H1ZM19 192H17V194H18ZM71 193H72V195H74V196H72L71 195ZM96 193L98 194V196H100V198L98 199L97 197H96ZM124 193V198H127V197H125V195H127L126 194V192H123ZM136 193V194H135ZM173 193H176V195H178L177 197H176V199H175V194L173 195ZM195 194L194 196H193V194ZM234 194V195H232V194ZM237 193H239L240 194V196H239V194H237ZM243 193V194H242ZM249 193V194H248ZM21 194V193H20ZM56 194H58V195H56ZM68 194V195H67ZM189 194V195H188ZM212 194V195H211ZM232 196H231V195ZM236 194V195H235ZM242 194V195H241ZM3 195V194H2ZM1 195V196H2ZM71 195V196H70ZM134 195V196H133ZM183 195H184V198H183ZM189 197H188V196ZM200 195H202V198L204 199V198H206L205 200H202V198L200 197ZM217 195V196H216ZM45 196V197H44ZM47 196V197H46ZM88 196V197H87ZM95 197V198H93V197ZM111 196L112 197H114V198H112L111 199ZM121 196H123V194L121 195ZM169 196H170V198H169ZM191 196H192V198H193V200H191L192 198H191ZM195 196H197V197H195ZM204 196V197H203ZM210 196L212 197V198H210ZM224 196V197H223ZM233 196H236V197H234V199L232 198ZM238 196V197H237ZM60 197V198H59ZM67 197H68V199L69 200H67ZM172 197V198H171ZM179 197H180V199H179ZM182 197V198H181ZM208 197H209V199H208ZM214 197V198H213ZM249 197V198H248ZM1 198V197H0ZM2 198H4V195L2 196ZM78 198V197H77ZM93 198V199H92ZM107 198H109V200L111 201H109ZM155 198H157V199H155ZM174 198V199H173ZM199 198L201 199V200H199ZM227 198H228V200H227ZM231 198V199H230ZM236 198V199H235ZM247 198V199H246ZM261 198L263 199V200H261ZM42 201H41V200ZM169 199V200H168ZM189 199V200H188ZM194 199H196V200H194ZM212 199H214V200H212ZM250 199V201L251 202H247L248 200ZM7 200V199H6ZM6 200L3 202L1 199H0V214L1 215H3V213H6L8 210H9V204H6L7 202H6ZM46 200V201H45ZM93 200V202H91ZM99 200V201H98ZM115 200V201H114ZM132 200V201H131ZM154 200V201H153ZM156 200V201H155ZM173 200V201H172ZM186 200H187V202H186ZM223 200V201H222ZM235 200V201H234ZM247 200V201H246ZM1 201H2V203H1ZM41 201V202H40ZM59 201V202H58ZM83 201H86V200H83ZM98 201V204L97 205H95L96 204V202ZM110 202V203H108V202ZM128 201V202H129ZM138 201H140L141 203H140V206H138L139 205V203H138V205H137V202ZM191 201H193L192 203H191ZM195 201V202H194ZM204 201V202H203ZM219 201H222V202H219ZM246 201V202H245ZM6 202V203H5ZM44 202V203H43ZM47 202V203H46ZM115 202H117V204L115 203ZM161 202H163V204H160ZM171 202V204H169ZM191 203L190 205L191 206H189V203ZM201 202V203H200ZM224 202V203H223ZM240 202V203H239ZM245 202V203H244ZM6 205H5V204ZM43 204V205H41V204ZM62 203H64V204H62ZM83 203V202H82ZM94 203V205H92V204ZM108 203V204H107ZM158 203H159V206L161 207H159L158 206ZM175 203V204H174ZM195 203H196V205H195ZM243 205H242V204ZM247 203V204H246ZM263 203V204H262ZM4 204V205H3ZM40 204V205H39ZM44 204H45V207H47L46 209L44 208ZM55 205V204H58V205H55L56 206V209L54 208L55 206H53V208H52V206L51 205ZM129 204V203H128ZM179 204V205H178ZM193 204L195 205V207L193 206ZM202 204V207H200V205ZM204 204V205H203ZM219 204V205H218ZM106 205L108 206V207H106ZM133 205H130V207L131 206H133ZM143 205V206H142ZM169 205H170V207H169ZM207 205H209V207H211V208H209ZM215 205H216V207H215ZM221 208L222 206V208H224L223 210H222V208L221 209H218V206ZM222 205V206H221ZM252 205V206H251ZM65 206V207H64ZM162 206H164V207H162ZM184 206V207H183ZM193 206V207H192ZM196 206H197V209L199 208V210L201 209V208H203V206H204V210H202L201 212L199 211V210H197V209H195L196 208ZM205 206L206 207H208V209H207V211L209 212V214H208V212H207V214L206 215H204V218H206V220H198V219H201V218H203V214L200 216V215H198L197 216V214H199V212L200 213H204L205 212ZM246 206H248L249 208H247ZM60 207H62V208H60ZM64 207V208H63ZM98 209H97V208ZM166 207V209H167V207H169L167 210H166V212H168V213H166L165 212V208ZM187 207H188V209H187ZM190 207V208H189ZM49 209V210H48ZM61 209V210H60ZM131 209V208H130ZM158 209V210H157ZM176 209V210H175ZM187 209V210H186ZM190 209V210H189ZM195 209V210H194ZM230 209V210H229ZM235 209V210H234ZM42 210V209H41ZM97 210V211H96ZM132 210V211H133ZM144 210V211H143ZM153 210V211H152ZM155 210V211H154ZM157 210V211H156ZM182 210V211H181ZM186 210V211H185ZM191 211V213L189 212V211ZM192 210H193V212H192ZM218 211V214H217V211ZM222 210V211H221ZM250 210H251V212H250ZM51 211V212H50ZM59 211H61V212H59ZM159 211V212H158ZM164 211V213L166 214H164V213H162L161 214V212H163ZM189 212V215H191V216H188V212ZM199 211V212H198ZM213 211H214V213H213ZM224 211V212H223ZM243 211V212H242ZM102 212H103V214H102ZM151 212H153V214H155L154 216H155V218H151L152 216H153V214L151 213ZM160 213L158 216H157V214L158 213ZM173 212V213H172ZM178 212V213H177ZM211 212L214 214H211ZM235 212V213H234ZM244 212H246V213H244ZM157 213V214H156ZM192 213H194V215L195 216H193V214ZM225 213V214H224ZM248 213H249V215H248ZM221 214V215H220ZM217 215H218V217H217ZM219 215H220V218H219ZM252 215V216H251ZM144 216V217H143ZM146 216V217H145ZM153 216V217H154ZM162 216H163V218H164V216H165V218H167L164 222L166 223V225L164 224V222H163V218H162ZM177 216V217H176ZM184 216H182L181 218V224L183 225V221H185L184 219H183V217ZM193 216V217H192ZM222 216V217H221ZM247 216V217H246ZM249 216V217H248ZM250 216L252 217V218H250ZM142 217V218H141ZM147 217H149L148 219H147ZM178 217V218H179ZM191 217V218H190ZM241 217V218H240ZM254 217V218H253ZM215 218V219H214ZM223 218V219H222ZM257 220H256V219ZM63 219V218H62ZM161 219H163L162 220V223H163V225H164V228H163V226L161 227V226H159V225H161L162 223H161ZM229 221H228V220ZM249 219V220H248ZM140 220V221H139ZM183 220V221H182ZM192 220V221H191ZM216 220V221H215ZM224 220V221H223ZM145 221V222H146ZM158 221H160V223L158 222ZM172 221V222H171ZM203 221V222H202ZM215 221V222H214ZM249 221V222H248ZM61 222V221H60ZM108 222H109V218L108 219H106V221H105V223H107L108 224ZM173 222H175V223H173ZM179 221H177V224L178 225H181L180 223H178ZM191 222V223H190ZM193 222V223H192ZM260 222V223H259ZM263 222V223H262ZM0 223H1V221H0ZM12 223V224H11ZM104 223V226L106 225ZM16 224V227L15 226H12V225H15ZM143 224V223H142ZM172 224L173 225H175V226H172ZM204 224H206V225H204ZM209 224V225H208ZM213 225V226H210V225ZM182 225L181 226H179V229H180V227H182ZM0 226H1V224H0ZM107 226V225H106ZM152 226V227H151ZM184 227V225H183V227L184 228H187V227ZM206 226V227H205ZM210 226V227H209ZM6 227H8L7 228V230H6V233L8 234L7 235V238H9V239H11V242H10V245H9V243H8V245L10 246V248L9 249H11L10 251H11V253H13L14 252V254L16 253L17 254V256H19L21 253L23 254V252H22V250L24 251V245L23 244H21V242H20V238H19V236L16 234L17 233V230H19V227H18V224L16 223V222H12V221H9L8 222V224H7V226ZM11 227H13V228H11ZM201 227H203V228H201ZM259 227V228H258ZM184 228H181L182 230L184 229ZM231 228V229H230ZM17 229V230H16ZM172 229V230H171ZM176 229H177V226H176ZM256 229V230H255ZM166 230V231H165ZM186 230V229H185ZM185 230H183L182 232H176L177 234H181V233H183V235H185L184 234V231ZM205 230V231H206ZM253 230H255V232L253 231ZM165 231V233H163ZM181 231V230H180ZM203 231H204V229H203ZM235 231V232H234ZM169 234H168V233ZM207 232V231H206ZM252 232V233H251ZM171 233H173V231L171 232ZM175 233V232H174ZM236 233V234H235ZM241 235V236H239V234ZM177 234H176V236H177ZM260 234H262V235H260ZM11 235V236H10ZM167 235V236H166ZM235 235H236V237H235ZM253 236V237H255L254 239H253V237H251V236ZM18 236V237H17ZM175 236V237H176ZM238 236V237H237ZM252 238V240H250V242H249V238ZM259 237V238H258ZM172 238H174V237H172ZM171 238V239H172ZM176 238H179V240H180V237H176ZM176 238H174V241H176ZM181 238H183L182 236H181ZM243 238V239H242ZM250 238V239H251ZM257 238V240H255ZM19 239V240H18ZM245 239V240H244ZM170 240V239H169ZM247 240V241H246ZM255 240V242H252V241H254ZM260 240V241H259ZM17 243H16V242ZM177 241H178V239H177ZM177 241H176V243H173V244H177ZM182 241H183V239H182ZM185 241V240H184ZM183 241V242H184ZM257 241H259L260 242V245H259V242H257ZM169 242V241H168ZM172 242H173V240H172ZM230 242V243H229ZM242 242H244L243 244H242ZM251 244H249V243ZM158 243V242H157ZM159 243H160V241H159ZM159 243L158 244H156V246L154 245V247H155V249L157 250V248H159V250H160V252H158L159 250H155L156 252H154V250L152 251V249H154L153 247H149V249L153 252V253H155V255L156 256H159L160 254H162V256H165L166 255V257H171L173 254H172V249H175V252H174V254L176 255V250H177V247L176 248H172V249H169V251H167V248H168V245L167 246H165V245H161V247H159L160 245H159ZM186 243V242H185ZM254 245H253V244ZM257 243V244H256ZM14 244V245H13ZM17 244V245H16ZM19 244H20V247H19ZM167 244V243H166ZM169 244H172V243H170L169 242ZM256 244V245H255ZM262 244V245H261ZM13 245V246H12ZM22 245V246H21ZM157 245H159V246H157ZM253 245V246H252ZM16 248H15V247ZM124 244H122V245H120V249H123L124 248ZM169 246H171V245H169ZM235 246V247H234ZM252 246V247H251ZM171 247H173V246H171ZM174 247H175V245H174ZM249 248H251V251L250 250H248ZM261 249L262 251L260 252V250L259 249ZM238 249V250H237ZM14 250V251H13ZM144 250H148V249H146V248H144ZM162 250V251H161ZM246 250H247V252H246ZM255 250V251H254ZM19 251V252H18ZM237 253H236V252ZM247 254H246V253ZM253 252V253H252ZM256 252V253H255ZM260 252V253H259ZM164 253V254H163ZM240 253V254H239ZM250 253V254H249ZM255 253V254H254ZM15 254V255H16ZM19 254V255H18ZM159 254V255H158ZM203 254V253H202ZM232 254V255H231ZM236 254V255H235ZM153 255V254H152ZM155 255H153V256H155ZM178 257H176V258H179L180 259V263L182 262V256H183V260H185V258H184V254H182V255H180L179 253H178ZM204 255V254H203ZM241 255V256H240ZM257 255H261V256H257ZM242 256H243V258H242ZM246 256V257H245ZM251 257V258H248V257ZM173 257V256H172ZM246 259H245V258ZM255 257V258H254ZM0 259H1V257H0ZM46 259V260H45ZM50 256H48V257H46V258H43L41 261L39 260V264H49V263H52L53 261H50ZM203 259H204V257H203ZM227 259H229V260H227ZM263 259V260H262ZM48 260V261H47ZM52 260V259H51ZM240 260V261H239ZM250 261V262H247V261ZM14 260H12L11 259V262H13ZM179 261V260H178ZM178 261L176 262V264H180V263H178ZM204 261V260H203ZM243 261V262H242ZM258 261V262H257ZM184 262V261H183ZM230 262V263H229Z\"/></svg>","mask_w":264,"mask_h":264},{"label":"bare ground","instance_id":"obj_2","mask_svg":"<svg viewBox=\"0 0 264 264\" xmlns=\"http://www.w3.org/2000/svg\"><path fill=\"white\" fill-rule=\"evenodd\" d=\"M42 1V0H41ZM56 1V0H55ZM61 1H65V0H61ZM70 1H72V0H70ZM159 0H157V2H158ZM187 1V0H186ZM192 3L190 4V5H188V6H186V8L187 9H183V8H178V10H176V12H183V13H188V12H190L191 10H192V7L196 10V12L200 9H203L202 10V13L200 12V14H197V16H199L200 15V20L202 21V22H204V24L206 23V24H208V22L209 23H211V24H217L218 22H220V24L218 25H216V28L218 29V31L220 32V33H224L226 36L228 35L229 37L230 36H234V38L237 40V41H240V43L242 44V46L244 47V49L246 50V52L248 51V54H249V52L251 53V55L249 54V56H251V59L252 58H254V53H256V51L258 50V48L260 47V46H262L263 44H264V36H262V30H263V28H264V21H260V20H255L254 19V12L255 11H257V9H258V12L259 13H264V0H256V6H257V9L255 10V9H253V8H249L248 7V5L250 4V5H254L255 4V0H249V1H244V3H242V5L239 7H235V14H234V18H233V20H225L224 22H221L222 21V19L223 18H221L220 17V15L219 16H217L216 18H215V16H216V14H217V12H218V8L217 7H215L214 6V9L211 11V9L207 6V0H190ZM218 1V0H217ZM222 1V0H221ZM229 1H233V2H235L236 0H229ZM43 2V1H42ZM46 2V1H45ZM49 2V1H48ZM53 2V1H52ZM52 2H49V3H52ZM67 1H65L64 2V6H65V3H66ZM74 2V1H73ZM172 2V5H169V7L171 8V10H169V11H172V10H175L174 8H177V5L174 3L175 1H172V0H165V1H163L162 2V4L161 5H159L160 7L159 8H161V6H163V4H166V3H171ZM224 2V1H223ZM227 2V1H226ZM242 2H243V0H242ZM246 2H249V4L247 5V3ZM33 3V2H32ZM38 3V2H37ZM40 3V2H39ZM54 3V2H53ZM88 3H91V4H93V8H94V6H98L99 5V7H100V10H102V11H104V12H106V14H107V16L109 17V18H116V19H118V18H120L121 19V21H120V24L118 23H115V25L117 24V25H121V26H119V27H121V29L123 28L122 26H130V27H132L134 30L135 29H137L138 30V28H139V25H140V21H138V17L139 16H144L145 18L146 17H148L149 15H148V11H150L151 9H152V5H153V1L152 0H89L88 1ZM218 2H216V4H217ZM43 4H46V6H47V3H43ZM74 4H75V2H74ZM73 3H72V5H73V7L74 6H77V4L76 5H74ZM91 4H89L90 6L89 7H91ZM42 5V4H41ZM58 5V4H57ZM218 5V4H217ZM220 5H222V3L220 4ZM23 6V5H22ZM21 6V7H22ZM56 6V5H55ZM83 6V5H82ZM255 6V5H254ZM44 7V6H43ZM53 7V6H52ZM57 7V6H56ZM55 7V8H56ZM45 8V7H44ZM156 8V7H155ZM157 8H158V5H157ZM156 8V9H157ZM163 8V7H162ZM66 9V8H65ZM68 9V8H67ZM66 9V10H67ZM71 9V8H70ZM69 9V10H70ZM155 9V10H156ZM188 9H189V11H188ZM23 10V9H22ZM94 10V9H93ZM97 10V9H96ZM154 10V11H155ZM160 10V9H159ZM220 10V9H219ZM49 11V10H48ZM136 11H138V13H136ZM163 11V10H162ZM227 11V10H226ZM8 12V11H7ZM96 12H98V10L96 11ZM160 12V11H159ZM175 12V13H176ZM6 13V12H5ZM9 13V12H8ZM18 13V12H17ZM67 13V12H66ZM165 13H167V12H165ZM171 13V12H170ZM222 14H223V11L221 12ZM228 13V12H227ZM98 14V13H97ZM164 14V13H163ZM167 14H169V12L167 13ZM9 15H10V13H9ZM71 15H72V13H71ZM154 15V14H153ZM187 15V14H186ZM230 15V14H229ZM264 15V14H263ZM4 16V15H3ZM6 16V15H5ZM98 16H100V14H98ZM224 16V15H223ZM9 17V16H8ZM11 17H13V16H11ZM103 17H105V16H103ZM150 17H151V15H150ZM168 17V16H167ZM230 17V16H229ZM4 18V17H3ZM75 18V19H74ZM73 18V20H72V23L71 24H73V26H75L76 24H78V20L76 19V17H74ZM149 18V17H148ZM152 18V17H151ZM151 18H149L148 20H149V22L147 21V24L149 23L150 24V22H152L153 23V21L151 20ZM189 18V17H188ZM231 18V17H230ZM258 18V17H257ZM25 19H26V17H25ZM35 19V16L33 17V19H30L31 21H33ZM53 19H57L56 17L55 18H53ZM224 19H226V16H225V18ZM259 19V18H258ZM44 20V19H43ZM48 20V19H47ZM57 20H60L59 19V17H58V19ZM151 20V21H150ZM179 20V19H178ZM16 21V20H15ZM39 21H41V20H39ZM183 21V20H182ZM28 22V21H27ZM45 22V21H44ZM44 22H43V30L45 31V26H44ZM47 22V21H46ZM98 22V21H97ZM111 22H112V20H111ZM110 22V23H111ZM114 22V21H113ZM119 22V21H118ZM157 22V21H156ZM184 22H186V21H184ZM30 23V22H29ZM59 24V26H61L62 24V22H58ZM151 23V24H152ZM179 23V22H178ZM9 24H11V23H9ZM15 24H16V22H15ZM17 24H19V22L17 23ZM28 24V23H27ZM39 24H41V23H39ZM98 24H99V22H98ZM97 24V25H98ZM146 24V25H147ZM149 24H148V26H146V27H143V26H141V27H143V28H146L147 29V27H149ZM155 24H157V23H153L152 25H155ZM163 26H164V24L163 23H161ZM211 24H210V27L209 28H212L211 27ZM47 25V24H46ZM55 25V24H54ZM93 25V24H92ZM96 24H94V26H95ZM115 25H114V28H115ZM152 25L150 26L151 28H152V32L151 33H153V27H152ZM161 25V26H162ZM177 25H179V24H177ZM200 25V24H199ZM21 26V25H20ZM27 26H29L30 27V25H27ZM157 26H158V24H157ZM160 26V25H159ZM157 27V29H155L156 31L158 30V33H159V31H162L163 29H165V28H163L162 30H160V28L161 27ZM167 26V25H166ZM182 26V25H181ZM187 25L184 23L183 24V28H185ZM195 26H197V24L195 25ZM5 27V26H4ZM7 27H8V25H7ZM11 27V26H10ZM18 27H19V25H18ZM23 27V26H22ZM47 27V26H46ZM53 27V26H52ZM62 27V26H61ZM97 26H95V28H96ZM101 27H104V26H101ZM150 27L148 28V29H150ZM180 27V26H179ZM199 27V26H198ZM198 27H197V31H198ZM14 28V27H13ZM15 28H17L16 26H15ZM35 28V27H34ZM132 28H130V29H132ZM206 28V27H205ZM208 28V29H209ZM9 29V28H8ZM11 29V28H10ZM19 29V28H18ZM41 29V28H40ZM39 29V30H40ZM97 29V28H96ZM96 29H94V31L96 30ZM2 30V29H1ZM3 30H5V29H3ZM7 30V29H6ZM6 30H5V32H6ZM20 30V29H19ZM18 30V31H19ZM36 30V29H35ZM38 30V31H39ZM58 30H60V29H58ZM72 30H73V28H72ZM74 30H75V28H74ZM98 30H99V28H98ZM98 30H96V31H98ZM112 30V29H111ZM127 30V29H126ZM126 30H124V31H126ZM142 30V29H141ZM195 30H196V27H195ZM194 30V31H195ZM210 30V29H209ZM21 31V30H20ZM38 31H34L33 30V32H34V34H35V32H38ZM42 31V30H41ZM40 31V32H41ZM44 31H42V32H44ZM104 31V30H103ZM101 32L102 34H104L105 35V33L104 32ZM118 31H120V30H118ZM122 31V30H121ZM156 31H154V34H156L157 32ZM173 31V30H172ZM197 31H195L196 32V34H195V36L194 35H192L193 34V32H191V34L190 35H192V38H193V40H194V42H195V44H196V50H197V52H198V50H200L201 48L202 49H204V48H207V47H205V45L208 43V39L206 40V42L205 43H202V45H201V43H199V38L197 39L196 37H197ZM264 31V30H263ZM4 32V31H3ZM5 32H4V34H2V35H5ZM40 32L38 33V34H35V36H33L32 38H30L31 39V41L29 42V43H31V45L29 44V46H30V49L31 48H33L32 47V45L34 46V44L35 43H37L39 40H40V38H41V36H40ZM127 32V31H126ZM156 32V33H155ZM177 32V31H176ZM185 33L184 34H186V31H184ZM1 33H2V31H1ZM22 33V32H21ZM45 33V32H44ZM96 33H98V32H96ZM95 33V34H96ZM121 33V35H122V32H120ZM133 33V32H132ZM131 33V34H132ZM149 33V32H148ZM157 33V34H158ZM178 33V32H177ZM15 34H19V33H15ZM61 34V31H59V35ZM115 34V33H114ZM117 34V33H116ZM129 34V32L126 34V35H128ZM134 34H135V31H134ZM140 34V33H139ZM160 34V33H159ZM203 34V33H202ZM41 35H43L42 37H45L44 36V34H42L41 33ZM48 35V34H47ZM92 35V34H91ZM125 35V36H126ZM138 35V34H137ZM188 35V34H187ZM199 36L201 35V34H198ZM16 36V35H15ZM20 36L21 37H23V35L22 34H20ZM30 36H32V35H30ZM37 36H39V40H36L37 39ZM103 36V35H102ZM101 36V37H102ZM105 36H107V35H105ZM129 36V35H128ZM160 36H161V34H160ZM173 36V35H172ZM198 36V37H199ZM203 36V35H202ZM205 36H207V35H205ZM62 36H58L57 37V40H58V38H59V46H60V48L59 49H61V47H64V38H61ZM66 37V36H65ZM95 37V36H94ZM117 37H118V34H117ZM123 37V36H122ZM135 37H137V36H135ZM139 37V36H138ZM153 38H154V36H152ZM156 38H155V40L158 42V40L160 39L158 36H155ZM201 37V36H200ZM210 37H212V36H210ZM229 37H227L228 39H229ZM25 38V37H24ZM96 38V37H95ZM99 38V37H98ZM97 38V39H98ZM111 36H110V39H109V45L111 44V42H112V40H111ZM113 38H116V37H113ZM159 38V39H158ZM181 38V37H180ZM192 38H190V37H188L187 39H190V41L192 40ZM195 38V39H194ZM207 38H208V36H207ZM221 38V37H220ZM1 39V38H0ZM17 39V38H16ZM68 39V38H67ZM87 39V38H86ZM91 39H93V38H91ZM104 38H102V40H103ZM186 39V40H187ZM210 39V38H209ZM218 39H219V35H218ZM68 40H70V39H68ZM88 40V39H87ZM110 40H111V42H110ZM118 40H119V37H118ZM137 40H139V39H137ZM154 39H153V41H155ZM161 40V39H160ZM165 40V39H164ZM163 40V41H164ZM181 40V39H180ZM220 40V39H219ZM221 40H222V38H221ZM220 40V41H221ZM227 40V39H226ZM232 40V39H231ZM99 42V41H96V39L95 40H90L89 42ZM167 41H168V39H167ZM167 41H165V43L167 42ZM190 41H185V42H188V44L189 45H187L186 43V46H187V48L190 46V48H195V46H193V42L191 43ZM225 41V40H224ZM244 41H246V43H244ZM10 43V38H7V39H3V40H0V45L1 44H6V43ZM40 42H42V41H40ZM53 42V41H52ZM52 42H51V44H52ZM67 42V41H66ZM69 42V41H68ZM67 42V43H68ZM83 42V41H82ZM87 42V41H86ZM92 42L90 43V45H94V44H92ZM103 42H105V40H103ZM102 42V43H103ZM114 42V41H113ZM145 42V41H144ZM171 42H172V40H171ZM190 42V43H189ZM213 42V41H212ZM210 40H209V43H212ZM226 42V41H225ZM232 42V41H231ZM14 43V42H13ZM18 43H19V41H18ZM26 44H28L27 42H25ZM46 42H43V45L45 44ZM57 44L58 43V41H56V42H53V44L52 45H55V44ZM66 43V44H67ZM84 43V42H83ZM82 43V44H83ZM118 43L119 44H121L119 41H118ZM134 43H136V42H134ZM134 43H132V44H134ZM141 42H139V44H140ZM155 43V42H154ZM161 43V42H160ZM159 43V44H160ZM208 43V44H209ZM214 43V42H213ZM213 43H212V45H213ZM218 43V42H217ZM228 43H230V42H228ZM227 43V44H228ZM233 43V42H232ZM231 43V44H232ZM23 44H24V42H23ZM39 46H40V44H41V47L43 46L42 45V43H37ZM108 44V43H107ZM114 44H115V42H114ZM138 44V43H137ZM138 44V45H139ZM145 44V43H144ZM143 44V45H144ZM162 44V43H161ZM191 44H192V47H191ZM215 44V43H214ZM220 44V43H219ZM219 44H217V45H219ZM224 44V43H223ZM20 45V44H19ZM36 46V44H35V47L34 48H36V47H39V46ZM47 45H50V44H45L44 46H47ZM58 45V44H57ZM83 45H85V43L83 44ZM88 45V44H87ZM89 45V46H90ZM112 45V44H111ZM110 45V46H111ZM117 45V44H116ZM148 45V44H147ZM156 45V43L154 44V46ZM163 45V44H162ZM212 45H210V46H212ZM216 44H215V46H216V48L219 50V49H221V47H219L218 48V46H217ZM221 45V44H220ZM219 45V46H220ZM10 46H12V45H10ZM29 46H26V47H28L29 48ZM44 46H43V49H45L44 48ZM122 46V45H121ZM141 46V45H140ZM145 46V45H144ZM149 46H150V44H149ZM163 46H165V45H163ZM208 46V45H207ZM2 47H4L3 45H2ZM14 47V46H13ZM37 48L38 50H42V52H43V49L42 48ZM47 47H49V46H47ZM47 47H46V49H47ZM58 47V46H57ZM86 47V46H85ZM106 47V46H105ZM117 47H119V45H117ZM116 46L114 47V49L115 48H117ZM157 47V46H156ZM213 47H214V45H213ZM223 47V46H222ZM242 47V48H243ZM6 48V47H5ZM21 48H23V45H22V47ZM31 49L33 52H31V53H33V55L35 54L36 56H37V54H39V52H41V51H39L38 53H37V51H36V49ZM50 48H52V47H50ZM82 48H83V46H82ZM102 48V47H101ZM100 48V49H101ZM120 48V47H119ZM140 48H142V47H139V49ZM152 47H149V49H151ZM186 48V49H187ZM216 48L214 49H205V53H208L210 50V54L212 55L214 52H218L217 50H216ZM230 48V47H229ZM7 49V48H6ZM14 49V48H13ZM65 49V47L63 48V50ZM87 49V48H86ZM111 49V48H110ZM114 49L112 50V51H114ZM122 49V48H121ZM119 50V51H123V50ZM138 49V50H139ZM146 49H148L147 47H146ZM148 49V50H149ZM202 49L199 51L200 52V57H202V56H204L203 58L205 59V58H208L209 56V53H208V55H205V54H201V51H202ZM223 49V48H222ZM221 49V50H222ZM232 49H234V48H232ZM260 49V48H259ZM8 50V49H7ZM23 50L24 51H26V49H24L23 48ZM66 50H68V49H66ZM118 50H116L115 51V53H117L118 52ZM127 50V49H126ZM142 50H144V48L142 49ZM147 50V51H148ZM214 50V51H213ZM226 50V49H225ZM231 50V49H230ZM230 50H228V51H230ZM242 50V49H241ZM23 51V52H24ZM47 51V50H46ZM45 50H44V52L45 53H47ZM65 51V50H64ZM85 51V50H84ZM87 52H88V50H86ZM85 51V52H86ZM89 51H92V50H89ZM147 51L145 52V53H147ZM163 51V50H162ZM213 51V52H212ZM220 51V50H219ZM232 51V50H231ZM244 51V50H243ZM17 52V51H16ZM30 52V51H29ZM41 52V53H42ZM44 52H43V55H44ZM49 52L51 53V50L49 49ZM59 52V51H58ZM57 52V53H58ZM68 52V51H67ZM66 52V53H67ZM95 52V51H94ZM198 52V53H199ZM221 52V51H220ZM220 52H218V53H220ZM237 52V51H236ZM245 52V51H244ZM262 52V51H261ZM8 53V52H7ZM14 53V52H13ZM25 53V52H24ZM30 53V54H31ZM52 53H53V51H52ZM57 53H56V56H57ZM89 53V52H88ZM93 53V52H92ZM91 53V54H92ZM197 53V54H198ZM5 54V53H4ZM21 54V53H20ZM29 54V55H30ZM85 54V53H84ZM103 54H104V51H103ZM111 54V53H110ZM132 54V53H131ZM170 54H171V52H170ZM196 54V53H195ZM215 54V53H214ZM213 54V55H214ZM217 54V53H216ZM215 54V55H216ZM229 54V53H228ZM234 54V53H233ZM240 54V53H239ZM28 54L26 53V56H27ZM49 55V54H48ZM191 55H192V52H191ZM218 55V54H217ZM216 55V56H217ZM235 55V54H234ZM245 55H247V54H245ZM261 55V54H260ZM31 56H32V54H31ZM55 55H54V57L56 58V59H58L57 57H56ZM61 56H63V54H61L60 55V57L59 58H61ZM127 56H128V51H127ZM224 56H226V54H224ZM236 56V55H235ZM238 56V55H237ZM22 57H23V54H22ZM22 57H20L19 59H20V61H21V58ZM28 57H30V56H28ZM40 57H41V59H42V55L40 54ZM45 57V56H44ZM46 57H47V55H46ZM64 57H65V55H64ZM76 57V56H75ZM78 57H80V59L79 58H77V59H79V61L78 62H80V60H82L81 58H83L82 56H78ZM95 57H98L99 58V56H95ZM107 57V56H106ZM119 57V59H120V56H118ZM126 57V56H125ZM129 57V56H128ZM169 57V56H168ZM168 57L166 58V59H168ZM174 57V56H173ZM191 57V56H190ZM196 57V56H195ZM212 57H214V56H212ZM218 57V56H217ZM247 58H249L248 57V55L246 56ZM263 58H264V55L262 56ZM259 58V60L261 61L263 58ZM5 58H7V56L5 57ZM12 58V57H11ZM31 58V57H30ZM33 58V57H32ZM48 59L50 58V57H47ZM52 58V57H51ZM147 58V57H146ZM175 58V57H174ZM174 58H172V59H174ZM198 58V57H197ZM203 58H201V60L199 59V61H201L202 62V60H204ZM221 58H223V57H221ZM227 58V57H226ZM231 58V57H230ZM256 58V57H255ZM17 59V58H16ZM44 59V58H43ZM84 59V58H83ZM91 59V58H90ZM142 59V58H141ZM148 59V58H147ZM156 59H157V56H156ZM163 59V58H162ZM176 60H177V58H175ZM179 59V58H178ZM216 59V58H215ZM234 59V58H233ZM232 59V60H233ZM238 59V58H237ZM242 59V58H241ZM250 59V60H251ZM13 60H14V58H13ZM26 60V59H25ZM34 60H36V59H33V61ZM45 60H47V59H45ZM55 60V59H54ZM53 60V61H54ZM86 60V59H85ZM91 60H93V59H91ZM90 60V61H91ZM103 60V59H102ZM117 60H118V58H117ZM117 60H116V63H117ZM129 60L132 62V60H131V58H129ZM128 60V61H129ZM159 60L161 61V59L159 58ZM159 60L157 59V63H155L156 64V66H157V64H161V62L162 61H165L164 59L161 61V62H159ZM169 60H171V57L169 58ZM198 60V59H197ZM206 60V59H205ZM225 60H227L228 61V58L227 59H225ZM224 60V61H225ZM259 60H257V62H259ZM39 59H38V64L39 65H41L40 63H39ZM49 61H50V59H49ZM62 61V60H61ZM83 61V60H82ZM87 61V60H86ZM97 61H98V59H97ZM96 61V62H97ZM129 61V63H131ZM167 61V60H166ZM175 61V60H174ZM178 61V63L181 61V60H177ZM191 61V60H190ZM198 61V62H199ZM207 61H211L210 59L209 60H206V62ZM243 61V60H242ZM253 61V60H252ZM255 61V60H254ZM263 61V60H262ZM8 62V61H7ZM37 62H36V66L35 65H33V64H30V65H33L32 67L33 68H35V67H40L38 64H37ZM41 62V61H40ZM43 62V61H42ZM41 62V63H42ZM46 62H48V61H46ZM59 62V61H58ZM57 62V60H56V63H58ZM68 62V61H67ZM73 62V63H72ZM71 62V60H70V62L69 63H65V65L66 66H68V65H70V66H72V67H74V68H76V66L78 65V63L76 64V59H73V61ZM75 62V63H74ZM125 62V64H128V62L126 63V61H124ZM171 63H173V60L172 61H170ZM200 62V63H201ZM205 62V61H204ZM203 62V63H204ZM228 62H230V61H228ZM232 62V61H231ZM238 62V61H237ZM249 62V61H248ZM26 63V62H25ZM34 63V62H33ZM52 63V62H51ZM55 63V62H54ZM55 63V64H56ZM60 63V62H59ZM89 62H87V64H88ZM92 63V62H91ZM99 63V62H98ZM109 64H110V61L108 62ZM182 63V61L179 63V64H181ZM226 63V62H225ZM234 63V62H233ZM236 63V62H235ZM242 63V62H241ZM244 63V62H243ZM242 63V64H243ZM261 63H263V62H261ZM29 64V63H28ZM42 64H44V63H42ZM55 64H54V66H55ZM95 64H97V63H95ZM112 64V63H111ZM124 64V65H125ZM155 64H152V66L154 65L155 66ZM160 64H159V67H161L160 66ZM164 64V63H163ZM175 64H176V62H175ZM199 64V63H198ZM197 64V65H198ZM206 64V63H205ZM229 64V63H228ZM227 64V65H228ZM249 64V63H248ZM250 64H251V62H250ZM249 64V65H250ZM259 64H260V62L257 64L258 66H259ZM4 65H5V63H4ZM6 65H8V64H6ZM14 65V64H13ZM50 65H52V64H50ZM50 65H48V66H50ZM62 65V64H61ZM64 65V64H63ZM100 65H102V64H100ZM99 65V66H100ZM123 65V64H122ZM123 65V66H124ZM130 65V64H129ZM133 65V64H132ZM132 65H131V69H132ZM172 65H174V63L172 64ZM183 65V64H182ZM230 65H231V63H230ZM233 65V64H232ZM235 65V64H234ZM240 65V64H239ZM244 65H245V63H244ZM244 65H242L244 68L246 67V66H244ZM261 65V64H260ZM85 66V65H84ZM95 66H97V65H95ZM94 66V68H96ZM110 66V65H109ZM123 66H121V67H123ZM134 66V65H133ZM136 66V65H135ZM135 66H134V69H137V67L135 68ZM151 66V65H150ZM151 66V69L154 67H152ZM163 66V65H162ZM183 66H186V65H183ZM199 66H201V64L200 65H198V69H199ZM207 66V65H206ZM213 66V65H212ZM214 66H215V64H214ZM229 66V65H228ZM236 66V65H235ZM238 66V65H237ZM236 66V67H237ZM242 66H240V67H242ZM264 66V65H263ZM11 67V66H10ZM26 67V66H25ZM56 67V66H55ZM101 67V66H100ZM176 67V66H175ZM180 67V66H179ZM254 67V63H253V66H252V64H251V67L250 68H253ZM12 68V67H11ZM16 68H18V67H16ZM47 69L49 68V67H46ZM52 68H53V66H52ZM58 68H59V66H58ZM157 70H158V68L157 67H155ZM155 68H153L156 72H158ZM162 68V67H161ZM164 68V67H163ZM166 69H167V67H165ZM171 68V67H170ZM172 68L173 69H176V68H178V65H177V67L176 68H174L173 66H172ZM36 69V68H35ZM38 69V68H37ZM36 69V70H37ZM47 69H45V70H47ZM51 69V68H50ZM49 69V70H50ZM57 69V68H56ZM130 69V70H131ZM150 69V70H151ZM186 69V68H185ZM207 69H208V67H207ZM254 69V68H253ZM259 69H260V66H259ZM13 70H15V69H13ZM27 70V73L28 74H25L24 75V73H23V71H20L21 73H23L22 75H23V77H25V79L26 80H28L29 78L31 79V74L28 72L29 71V69H26ZM42 71V69H38V71ZM74 70V69H73ZM126 70V69H125ZM159 70H160V68H159ZM169 69H167V72L166 73H168V72H170V71H168ZM181 70H183L182 68H180V72H181ZM220 70V69H219ZM258 70V69H257ZM2 71V70H1ZM11 71H12V69H11ZM39 71V72H40ZM48 71V70H47ZM94 71V70H93ZM92 71V73L91 72H88L89 74L91 73L92 75H94L95 73ZM101 71V70H100ZM120 70H118V72H119ZM123 71V70H122ZM136 71V70H135ZM195 71V70H194ZM208 71H209V69H208ZM241 71V70H240ZM262 71H264V69L262 70ZM19 72V71H18ZM37 72V71H36ZM36 72H34V73H36ZM95 72H99V71H95ZM123 72H125V71H123ZM127 72V71H126ZM125 72V73H126ZM152 72V71H151ZM151 72H149V73H151ZM155 72V73H156ZM174 72H177V73H179V71L176 69ZM196 72V71H195ZM207 72V71H206ZM226 72H228V74L227 73H225V74H227V76H229L230 74H232V75H234V74H236L238 71H237V69L236 68H232V66L231 67H229V69H228V71H226ZM241 72H243V71H241ZM241 72H240V75H241ZM256 72V71H255ZM254 72V73H255ZM9 73H14V71L13 72H10V70H9ZM38 73V72H37ZM36 73V74H37ZM43 73H44V71H43ZM48 73V72H47ZM69 73V72H68ZM74 73V72H73ZM72 72H71V74H73ZM84 73V72H83ZM82 73V74H83ZM86 73V72H85ZM120 73H122V72H120ZM124 73V74H125ZM134 73H136V72H134ZM148 73V74H149ZM159 73V72H158ZM163 73H164V70H163ZM187 73V72H186ZM185 73V74H186ZM205 73V72H204ZM247 73V72H246ZM15 74H17V72H16V70H15ZM51 74V73H50ZM65 73H63V75H64ZM71 74H68V75H70V77H71ZM75 74H79L78 72L76 73L75 72ZM75 74H73V75H75ZM89 74H88V76H89ZM90 74V75H91ZM104 74V73H103ZM124 74H122V76L124 75ZM147 74V73H146ZM146 74H145V78H147V76H146ZM153 74V73H152ZM157 74V73H156ZM159 74H161V73H159ZM170 75H173V74H171V73H169ZM176 74V73H175ZM181 74H184V70H183V73H181ZM207 74V73H206ZM224 74V75H225ZM239 74V73H238ZM243 74V73H242ZM257 74V73H256ZM255 74V76H254V78H253V80L255 79V81H256V77H257V75ZM260 74V73H259ZM261 74H263V72H261ZM261 74H260V80H261ZM6 75V74H5ZM45 75H46V72H45ZM49 74H47V76H48ZM68 75H67V73H66V77H64V79L66 80V81H68L67 80V77H68ZM86 75V74H85ZM92 75H91V77H92ZM100 75V74H99ZM149 75H151V74H149ZM148 75V77L150 78V76ZM154 75V74H153ZM168 75V74H167ZM170 75H168V77H170ZM177 75H179V74H177ZM210 75H212V73L210 74ZM30 76V77H29ZM41 76H42V74H41ZM87 76V75H86ZM85 76V77H86ZM95 76V75H94ZM98 76V75H97ZM96 76V77H97ZM105 76L107 77V74H105V75H103L102 77H104V79H107V78H105ZM125 76V75H124ZM123 76V78L124 79H128V77H129V73H128V76H127V74H126V78ZM133 76H135V74L133 75ZM161 76V75H160ZM163 76V75H162ZM180 76V75H179ZM207 76H209V75H207ZM213 76V75H212ZM242 76V75H241ZM240 76V77H241ZM263 76H264V74H263ZM7 77V76H6ZM5 77V78H6ZM19 77H20V75H19ZM37 77V76H36ZM39 77H40V75L38 76V79H39ZM43 77V76H42ZM42 77H40L41 79H42ZM45 77V76H44ZM69 77V78H70ZM82 77H84V74H83V76ZM109 77V76H108ZM111 77H112V75H111ZM152 77H154V76H152ZM155 77H156V75H155ZM157 77H158V79L160 78L158 75H157ZM178 77V76H177ZM185 77V76H184ZM188 78H189V76H187ZM186 77V80L187 81H189L190 80V78L188 79ZM192 77V76H191ZM211 77V76H210ZM210 77L207 79V80H209L210 79ZM239 76H237L236 78H238ZM8 78V77H7ZM22 78V77H21ZM47 78V77H46ZM46 78H45V80H46ZM76 78V79H75ZM77 76L76 77H74L73 79H75V80H77ZM90 78V77H89ZM99 78H101V75H100V77ZM162 78H164V80L163 81H165V77H162ZM173 78V77H172ZM181 78V77H180ZM242 78V77H241ZM10 79V78H9ZM29 79V80H30ZM34 79V78H33ZM32 79V80H33ZM38 79H36V80H38ZM71 79V78H70ZM83 79V78H82ZM96 79H98V78H96ZM110 79V78H109ZM148 79V78H147ZM151 79V78H150ZM154 79V78H153ZM157 79V80H158ZM161 79V78H160ZM159 79V80H160ZM173 79H175V78H173ZM178 79V78H177ZM200 79V78H199ZM204 79H206V78H204ZM213 79H215V78H213ZM212 79V80H213ZM262 79H263V77H262ZM20 80V79H19ZM22 80H24V78L22 79ZM28 80V84H30V86L33 84L34 85V83H33V81L32 80H30L29 81ZM60 80H63L62 78L60 79ZM87 80V79H86ZM145 80V79H144ZM158 80V81H159ZM172 80V79H171ZM206 80V81H207ZM233 80V79H232ZM238 80H240V78L238 79ZM259 80V81H260ZM1 81V80H0ZM4 81V80H3ZM17 81V80H16ZM32 81V82H31ZM70 81V80H69ZM68 81V82H69ZM82 81H85V79H83ZM102 81V80H101ZM105 81H107V80H105ZM110 81V80H109ZM116 81H117V79H116ZM162 81V82H163ZM167 81V80H166ZM173 81V80H172ZM175 81H178V80H176L175 79ZM182 81H183V79H182ZM202 82H203V84L205 83L204 81H203V79L201 80ZM209 81H211V80H209ZM225 81H227L226 79H225ZM229 82L228 83H230V79L228 80ZM242 81V80H241ZM255 81H253V85L252 86H254V82ZM262 81V80H261ZM261 81H260V83H261ZM18 82V81H17ZM17 82L15 83V81H14V84H17ZM22 83L21 84H23V81H21ZM25 83H27V81H24ZM31 82V83H30ZM63 82H65L64 80H63ZM71 82V81H70ZM74 82H76V81H74ZM78 82V81H77ZM118 82V81H117ZM120 82V81H119ZM121 82H122V80H121ZM119 83V84H121L122 86H123V82L122 83ZM142 83L144 82L143 80L141 81ZM145 82H147L146 80H145ZM144 82V83H145ZM193 82V81H192ZM192 82H189V83H192ZM211 82H213V81H211ZM223 83H225L224 82V80L222 81ZM252 82V81H251ZM263 82V81H262ZM12 83V82H11ZM19 83V82H18ZM39 83V86H40V83L41 82H38ZM37 81L35 82V86L36 87H38L37 86ZM81 83H86V82H81ZM127 83V82H126ZM148 83V82H147ZM150 83H152L151 81H150ZM150 83L149 84H147L146 85V83H145V87H147L148 85V88H150ZM156 83V82H155ZM154 83V81H153V85L155 84ZM160 83H161V81H160ZM165 83V82H164ZM163 83V85L165 86V84ZM173 83H176V82H173ZM185 83V82H184ZM199 83H201V82H199ZM232 83V82H231ZM230 83V84H231ZM238 83H240V81L238 82ZM256 83V82H255ZM27 84V85H28ZM42 84H43V82H42ZM73 84V83H72ZM103 84H104V82H103ZM108 84V83H107ZM116 84V83H115ZM141 84V83H140ZM140 84H137V85H140ZM152 84H151V86H152ZM156 84H159V83H156ZM155 84V85H156ZM178 84H180L181 85V83H177V85ZM203 84H200L201 86L203 85ZM211 84V83H210ZM230 84H227V85H230ZM235 84V83H234ZM11 85V84H10ZM8 86L7 84H6V86H8V87H11L12 88V86ZM19 85V84H18ZM64 85H66V87L65 88H67V86H69V85H71V83H69V84H66V83H64ZM85 85V84H84ZM86 85H87V83H86ZM85 85V86H86ZM108 85H110V84H108ZM161 85V84H160ZM175 85V84H174ZM179 85V86H180ZM206 85H207V82H206ZM236 85V84H235ZM234 85V86H235ZM261 85H262V83H261ZM15 86V85H14ZM72 86V88L74 87V86H77V85H71ZM70 86V87H71ZM84 86V87H85ZM94 86H97V85H95L94 83H93V87ZM117 86H119V85H117ZM121 86V87H122ZM162 86V85H161ZM160 86V87H161ZM172 86V85H171ZM191 86H193V83L191 84ZM201 86H200V89H202L201 88ZM224 86H226L225 84H224ZM231 86V85H230ZM233 86V85H232ZM234 86H233V88H234ZM241 86V85H240ZM257 86H259L260 87V85L258 84ZM18 87L19 86H17V87H15V88H17L18 89ZM27 88H28V86H26ZM35 87V88H36ZM92 86H91V88H93ZM98 87V86H97ZM106 87H108V86H106L105 85V87H104V90H106L107 88ZM124 87V86H123ZM122 87V88H123ZM153 87V86H152ZM155 87V86H154ZM182 86H180V88H181ZM185 87V86H184ZM190 87V86H189ZM193 87H195V86H193ZM212 87V86H211ZM216 88L218 87V86H215ZM237 87V86H236ZM262 87V86H261ZM5 88V87H4ZM25 88V87H24ZM27 88H26V90H27ZM31 88H34V86H32ZM30 88V89H31ZM34 88V90H38V89H35ZM39 88V87H38ZM64 88V87H63ZM61 86H60V88H59V91H60V93L63 91V90H60V89H63ZM91 88H89V89H91ZM96 88V87H95ZM109 88H110V86H109ZM139 89H140V86L138 87ZM141 88H142V92L144 91V93H142L141 95L143 96V94H145L146 92H147V90L145 91V90H143V88H144V84H143V86H141ZM162 88V87H161ZM160 88V89H161ZM164 88V87H163ZM162 88V89H163ZM166 88H168V87H166ZM170 88H172V87H170ZM180 88H178V90H177V92L175 93L176 95L177 94H180L181 92H183V91H181V89ZM208 87L206 86V88H205V90L207 91V90H209V89H207ZM232 88V87H231ZM232 88V89H233ZM241 88V87H240ZM254 88V87H253ZM13 89H14V87H13ZM16 89V91L18 92V90ZM20 89V88H19ZM29 89V88H28ZM75 89V88H74ZM120 89V88H119ZM124 89V88H123ZM139 89H137L136 91H138ZM151 89V88H150ZM156 89H157V86H156ZM165 89V88H164ZM179 89H180V91L181 92H179L178 93V91H179ZM184 89V88H183ZM188 89V88H187ZM186 88L184 89V90H186V91H188ZM237 89H238V87H237ZM256 89V88H255ZM254 89V90H255ZM1 90V89H0ZM8 90V89H7ZM6 90V91H7ZM21 90V89H20ZM24 90V89H23ZM70 90H73V89H70ZM69 90V91H70ZM99 90V89H98ZM97 90V91H98ZM101 90H103V89H101L100 88V91ZM111 90V89H110ZM110 90H108V92L110 91ZM153 90H155V89H152L151 91L153 92ZM167 89H165V91H166ZM203 90V89H202ZM231 90V89H230ZM229 90V93L231 94V92L234 90H232V91H230ZM251 90V89H250ZM4 91H5V89H4ZM15 91V92H16ZM30 91L31 90H29V93H30ZM57 92H59L58 90H56ZM55 91V92H56ZM64 91H65V89H64ZM63 91V92H64ZM66 91H67V89H66ZM69 91H67V92H69ZM89 91V90H88ZM87 91V92H88ZM151 91H150V93H151ZM162 91V90H161ZM186 91H185V93H186ZM192 91V90H191ZM196 91V90H195ZM206 91H205V93H206ZM236 91V90H235ZM259 90L257 89V92H258ZM10 92H11V90H10ZM32 92V91H31ZM38 92V91H37ZM83 92V91H82ZM85 92V91H84ZM106 93H104V91H103V94H106V95H108V100H110V102H111V99H112V103H110V105L112 106L113 105V103H114V101H115V99H116V97H117V95L115 96V97H113L114 95L113 94H110L111 93V91H110V93H108L107 92V90L105 91ZM140 92L141 91H139V97H141L140 96ZM204 92V91H203ZM216 92V91H215ZM220 92V91H219ZM236 92H238V91H236ZM59 93V94H60ZM108 93V94H107ZM135 93V92H134ZM149 93V92H148ZM154 93H155V91H154ZM163 93V92H162ZM184 92L183 93H181V96L182 95H184L185 94ZM189 93V92H188ZM188 93H186V95L185 96H183L184 98H186V96H188L189 95V97H190V93L192 94V92H190L189 94ZM211 93H213V94H215L214 92H211ZM234 93V92H233ZM264 93V92H263ZM4 92H3V96H4ZM12 94V93H11ZM16 94V93H15ZM33 94H35V92L33 93ZM54 94H56V93H54ZM62 94V93H61ZM69 94H70V92H69ZM90 95V98H89V96H88V98L89 99H87V104H86V107H87V109H83L82 107H84L83 105L85 104L84 102H82V103H80V101H79V98H78V101H77V99H76V101H77V103H78V106L76 105H72V106H70L72 109L71 110H68L67 109V111H69V112H67L68 114H70L71 115V117H72V115L73 114H71L70 113V111H72V113H73V111H74V115H76L75 114V112L77 111L78 112V110L76 109V107L78 108V107H80L79 109L81 110L80 111V113H82L81 115L79 114V116H80V118H77V119H80L79 121H80V123L78 122V120L76 119V122L79 124V125H81L82 126V128L83 129H86V128H90L92 131L93 130H95L96 132V134H97V137H98V141H99V144H100V146H102L106 151L108 150V151H110L112 154H113V156H114V158L113 159H115V158H117L119 155H118V153H116V152H119L120 150H118V151H116V149H119V148H116V147H118V145H116L117 143L115 142V140H114V138L116 137V136H112V134H113V132H111L110 130H109V128H108V124H106L105 125V120H104V122H103V117L105 118V110H106V106H107V104H105L104 102H102V103H104L103 104V106L102 105H98L96 102H95V100H93V99H91L92 97H91V93H89ZM109 94H110V98L111 99H109ZM116 94V93H115ZM147 94V93H146ZM156 94V93H155ZM163 94H166V93H163ZM260 94V93H259ZM10 95V94H9ZM73 95V94H72ZM87 95H88V93H87ZM94 95V94H93ZM105 95V96H106ZM113 95V96H112ZM152 95V94H151ZM150 95V96H151ZM157 95V94H156ZM155 95V96H156ZM160 95V94H159ZM194 95H197L196 94V92H195V94ZM205 95V94H204ZM216 95V94H215ZM219 95V94H218ZM218 95H216V96H218ZM248 95H249V93H248ZM258 95V94H257ZM34 96V95H33ZM50 96V95H49ZM54 96V95H53ZM58 96H60V95H57V97ZM79 96V95H78ZM81 96V95H80ZM86 96V95H85ZM84 96V97H85ZM136 96H138V94H136L135 95V97ZM147 96V95H146ZM173 96V95H172ZM181 96H179L180 98H183V97H181ZM198 96V95H197ZM196 96V97H197ZM201 96V95H200ZM222 96V95H221ZM227 96H229L228 94H227ZM233 96V95H232ZM232 96L230 97V99L232 98ZM247 96V95H246ZM254 96V95H253ZM0 97H2V94L0 95ZM17 97V96H16ZM51 97V96H50ZM65 97H67L66 95H65ZM64 97V98H65ZM113 97V98H112ZM144 97H145V95H144ZM144 97H143V99H144ZM148 97V96H147ZM152 97V96H151ZM154 97V96H153ZM159 97H161V95L159 96ZM158 96H157V98H159ZM175 97V95L172 97V99ZM210 97H213V98H216V97H214V96H211L210 95ZM52 98V97H51ZM86 98V97H85ZM99 98V97H98ZM120 98V97H119ZM118 97H117V100L119 99ZM183 98V101L184 100H186V99H184ZM192 98V97H191ZM197 98H200V97H197ZM205 98H207V97H205ZM249 98V97H248ZM2 99H4V98H2ZM55 99V98H54ZM56 99H58V98H56ZM55 99V100H56ZM61 99V98H60ZM66 99V98H65ZM74 99V98H73ZM94 99H96L97 100V98H94ZM132 99H134V98H132ZM131 99V100H132ZM179 99V98H178ZM189 99V98H188ZM207 99H209V98H207ZM224 99V98H223ZM222 99V100H223ZM257 99V98H256ZM47 100V99H46ZM54 100V101H55ZM64 100V99H63ZM99 100V99H98ZM103 100V99H102ZM101 100V101H102ZM135 100V99H134ZM137 101H138V99H136ZM135 100V101H136ZM147 100V101H146ZM153 100V99H152ZM159 100L160 101H162L163 99L161 98H159ZM159 100H157V101H159ZM193 100H194V98H193ZM200 100V99H199ZM2 101V100H1ZM0 101V102H1ZM76 101H75V103L74 104H77L76 103ZM119 101H120V99H119ZM148 103V101H150L149 100V97L148 98H146L145 97V100L143 101L144 102V106L146 105L145 103L146 102ZM188 101V102H187ZM186 102L188 103V104H191L193 101L190 99V102L191 103H189V100H187ZM196 101V100H195ZM214 101H215V99H214ZM230 101V100H229ZM251 101V100H250ZM249 101V102H250ZM3 102H5V101H3ZM18 103H19V101H17ZM61 102H63V101H60V103H58V104H61V106H63L62 105V103ZM64 102H65V100H64ZM99 102V101H98ZM121 102V101H120ZM130 102V103H129ZM128 103L130 104V105H132L133 103V101H129ZM142 102V103H143ZM151 102V101H150ZM150 102H149V104H150ZM156 102V101H155ZM162 102H164V101H162ZM173 102V101H172ZM178 102V104H179V102H181V103H183L180 99L177 101ZM177 102H175V104L177 103ZM198 102V101H197ZM217 102H218V99H217ZM252 102V101H251ZM17 103V104H18ZM28 103V102H27ZM55 103H57V101L55 102ZM116 103V102H115ZM132 103V104H131ZM141 103V104H142ZM167 103H168V105H169V102L167 101ZM199 103V102H198ZM230 103V102H229ZM253 103V102H252ZM252 103H250V105L252 104ZM8 104V103H7ZM20 104V103H19ZM19 104L18 105H16L17 107L19 106ZM52 104V100H51V103L49 104V105H51ZM101 104V103H100ZM153 103L151 102V105L150 106H154V104L152 105ZM175 105V106H179V105ZM188 104L186 105V103H185V105H184V103L183 104H181V106L182 105H184L185 107H188ZM193 104H194V102H193ZM202 104H203V102H202ZM217 104V103H216ZM219 104V103H218ZM247 104H249V103H247ZM2 105V104H1ZM9 105V104H8ZM54 105H57V104H54ZM53 105V106H54ZM136 105H138V104H136ZM136 105H134V106H136ZM148 105V104H147ZM254 105V104H253ZM258 105V104H257ZM5 106H6V104H5ZM10 106V105H9ZM48 106V105H47ZM52 105H51V108L53 107ZM60 106V107H61ZM116 106H117V104L114 106L115 108H116ZM133 106V107H134ZM142 106V105H141ZM156 106V105H155ZM154 106V107H155ZM174 106V109L175 108H177V107H175ZM183 106V107H184ZM193 106V105H192ZM192 106H191V110H193L192 109ZM202 106H204V105H202ZM16 107V108H17ZM55 107V106H54ZM58 107V106H57ZM60 107H59V109H60ZM75 107V108H74ZM113 107V106H112ZM111 107V108H112ZM131 107V106H130ZM146 108L148 107V106H145ZM180 107V106H179ZM199 107V106H198ZM201 107V106H200ZM205 107V106H204ZM1 108V107H0ZM47 108V107H46ZM46 108L45 109H43L44 111L46 110ZM97 108H98V113H100L101 114V116H98L99 118L97 119V117H96V120H94V122L92 121H90L89 120V118H91V115L93 114V113H95L96 111H97ZM111 108H110V110H111ZM128 108V107H127ZM132 108V107H131ZM130 108V109H131ZM138 108V107H137ZM141 108V107H140ZM139 108V109H140ZM143 108V107H142ZM195 108V107H194ZM202 109H203V107H201ZM206 108V107H205ZM255 108V106L252 108V110ZM18 109V108H17ZM17 109H16V112H17ZM83 109V110H82ZM130 109H129V111H128V109L126 110V111H128V113L126 112L125 114H126V116H127V114H128V119H130L131 118V121L130 122H133L134 120V123L136 122V120H139L138 122H139V124L142 122V119L144 120L145 118V116H147L146 115V113H148V112H146L145 113V110H144V114H143V118H142V116H140L141 118L139 119H137V115L139 114L140 115V113H139V111L137 112V113H134L133 111L135 110H131L130 111ZM133 109V108H132ZM149 109V108H148ZM153 109V108H152ZM157 109V108H156ZM173 109V108H172ZM174 109H173V111H174ZM184 109H186L187 110V108H184ZM188 109H189V107H188ZM189 109V110H190ZM256 109V108H255ZM1 110V109H0ZM51 110H53V109H51ZM50 110V113L49 114H52V113H55L54 111H51ZM56 110V109H55ZM141 110V109H140ZM147 110V109H146ZM158 110V109H157ZM169 110V109H168ZM167 110V111H168ZM207 110V109H206ZM251 110V111H252ZM22 111V110H21ZM48 111V110H47ZM116 111V109H112V111L111 112H114L116 115H117V112H119V110L117 109V112H115ZM153 111H155V110H153ZM159 111V110H158ZM166 111V112H167ZM172 111V112H173ZM175 111H177L176 113H178L179 112V110H177V109H175ZM174 111V112H175ZM181 111V110H180ZM204 111V110H203ZM257 111V110H256ZM260 111V110H259ZM8 112V111H7ZM6 112V113H7ZM15 112V113H16ZM84 112V113H83ZM109 112V111H108ZM120 112L122 113V111L120 110ZM131 112V113H130ZM132 112H133V114H137L134 118H133V114H132ZM141 112V111H140ZM193 112V111H192ZM246 112V111H245ZM254 112V111H253ZM263 112V111H262ZM261 111H260V113H262ZM1 113H2V111H1ZM11 113V112H10ZM10 113L8 114V115H10ZM18 113L20 114L21 112H19V110H18ZM155 113V112H154ZM160 113V112H159ZM158 113V114H159ZM180 113V112H179ZM178 113V114H179ZM186 113V112H185ZM184 113V114H185ZM189 112H188V110H187V113H186V115L188 114ZM240 113H241V111H240ZM239 113V114H240ZM247 113V112H246ZM255 113V112H254ZM254 113H253V117H254ZM19 114H17L18 116H19ZM23 114V112L20 114V115H22ZM37 114H38V112H37ZM46 115L47 116V118L46 119H43V120H41V118L39 119V118H37L38 116H36V118L37 119H39V120H41V121H45V120H47V119H50L51 120V117H50V115ZM62 114H66V113H63L62 112ZM62 114H60V115H62ZM112 114V113H111ZM110 114V115H111ZM148 114H150V113H148ZM157 114V115H158ZM173 114H175V113H173ZM177 114V115H178ZM204 114V113H203ZM206 114V113H205ZM238 114V113H237ZM236 114V115H237ZM17 115H15V116H17ZM41 115V114H40ZM39 115V116H40ZM110 115H109V117H110ZM132 115V116H131ZM139 115H138V117H139ZM159 115H161L162 116V114L160 113ZM165 115V114H164ZM170 115H172V114H170ZM169 115V116H170ZM182 115V114H181ZM259 114H257V113H255V119H256V116H258ZM48 116H49V118H48ZM131 116V117H130ZM154 116V115H153ZM169 116H168V118H169ZM176 116V115H175ZM206 116V115H205ZM209 116V115H208ZM235 116V115H234ZM0 117H2V119H4L3 118V116H0ZM52 117L53 118H55V116L54 115H52ZM76 117H77V115H76ZM130 117V118H129ZM147 117H149V116H147ZM155 117V116H154ZM163 117V116H162ZM171 117H173V115L171 116ZM178 117H179V115H178ZM177 116H176V118H178ZM181 117V116H180ZM179 117V118H180ZM10 118H12L11 116H10ZM32 118V126H38V129H39V124H41L40 125V128H42V125L44 124H46V121L45 122H41V121H39V124H36V122H38L37 120H36V118H34V116L33 117H31ZM34 118V119H33ZM73 118H74V116H73ZM150 118V117H149ZM175 118V117H174ZM173 118V119H174ZM203 118V117H202ZM206 118V117H205ZM257 118H262V117H260V116H258ZM7 119H9V118H7ZM7 119H6V121H7ZM59 119V118H58ZM67 119H68V116H67ZM119 119H120V117H119ZM119 119H118V117L116 116V120H118L119 121ZM127 119V120H128ZM133 119V120H132ZM146 119H148V118H146ZM155 119V118H154ZM163 119V118H162ZM171 119V118H170ZM211 119V118H210ZM250 119V118H249ZM254 119V120H255ZM260 119H258V120H260ZM263 119H264V117H263ZM11 120V119H10ZM53 120H55V119H53ZM149 120V119H148ZM164 120V119H163ZM172 120V119H171ZM251 120V119H250ZM249 120V121H250ZM253 120V121H254ZM49 121V120H48ZM52 121V120H51ZM111 121H113V120H111ZM144 121H147V120H144ZM156 121L158 122V119H156ZM165 121V120H164ZM175 121H178V120H175ZM175 121H172V122H174V125L176 124V123H178V122H176L175 123ZM207 121V120H206ZM209 121V120H208ZM248 121V122H249ZM263 121V120H262ZM261 120H260V122H262ZM41 122V123H40ZM50 122V121H49ZM54 122V121H53ZM148 122V121H147ZM146 122V123H147ZM159 122H160V120H159ZM167 122V121H166ZM185 122V121H184ZM205 122V121H204ZM232 122V121H231ZM243 122H244V124H243ZM242 122V124L243 125H245V126H247L246 124H245V118H244V121ZM252 122V120L250 121V123ZM1 123H2V121H1ZM11 122H9L7 125H3V127L2 128H0V131L2 130V134L4 133L3 131H4V129L5 130H9L10 131V128H12L11 126V124H10ZM24 123V122H23ZM48 123V122H47ZM63 123V122H62ZM64 123H66V121L64 120ZM77 123H75V124H77ZM110 123V122H109ZM112 123V122H111ZM114 123V122H113ZM112 123V124H113ZM118 123V122H117ZM137 123V122H136ZM135 123V127H136V129H134V131L131 129L130 130V132L131 131H133L132 133H133V135H131L132 136V138L133 139H135V136H134V133L136 132L135 130H141V128H140V126L143 128V126H142V124L140 125V126H137L138 124H136ZM144 125H146V123L145 122H142ZM151 123V122H150ZM171 123V122H170ZM247 123V122H246ZM250 123L248 124L249 126H250ZM254 123V122H253ZM50 124H53L52 122H50ZM50 124H47V125H50ZM75 124H72L71 123V126L72 125H74L75 126V129L77 128L76 127V125ZM77 124V125H78ZM148 124V123H147ZM163 124V123H162ZM167 124H169V123H167ZM179 124V123H178ZM177 124V125H178ZM252 124V123H251ZM260 124V123H259ZM262 124V123H261ZM9 125V126H8ZM58 125H62L61 123H59L58 122ZM58 125L56 124V126L58 127ZM78 125V127H80ZM111 125V124H110ZM119 125V124H118ZM134 124L133 123H131V126H133ZM150 125V124H149ZM156 125V124H155ZM158 125V124H157ZM237 125V124H236ZM236 125H234V128L233 127H231V128H233V130H235V135H236V138H237V134L236 133H238V131H237V126ZM243 125H241L240 127V131L241 130H243V129H245V128H243ZM9 128H8V127ZM35 126V127H36ZM147 126V125H146ZM160 126H161V124H160ZM159 126V127H160ZM163 126H165V125H163ZM163 126L161 127V128H163ZM179 126V125H178ZM236 126V127H235ZM8 128V129H6V128ZM31 127V126H30ZM44 127V126H43ZM45 127H46V125H45ZM52 127L53 126H51V131H50V128H49V126H47V128H49V129H47V132H50V133H48V135L50 136V135H52L53 136V134H55L54 132V130L52 129ZM73 127V126H72ZM112 127V126H111ZM118 127V126H117ZM126 127H128V126H126ZM134 127V126H133ZM139 127V128H138ZM145 127V126H144ZM149 127H151V125L149 126ZM148 126H147V128L148 129H151V128H149ZM168 127H169V125H168ZM170 127H173V125L171 126L170 125ZM178 128L177 126H174L173 128ZM238 127H239V125H238ZM33 128V127H32ZM59 128V127H58ZM67 128H68V126H67ZM81 128V129H82ZM130 128V127H129ZM173 128H172V130H173ZM248 128V127H247ZM45 129V128H44ZM43 128L41 129V132L42 133H44L45 131H42V130H44ZM57 129V128H56ZM70 130H71V128H69ZM73 129V128H72ZM75 129H73L74 130V132L76 133V130ZM147 129V130H148ZM153 130L155 129V128H152ZM159 129V128H158ZM190 129V127L187 129V130H189ZM40 130V129H39ZM137 130V131H138ZM139 130V131H140ZM245 130H247V129H245ZM244 130V132H246ZM9 131H7V132H9ZM52 131H54V132H52ZM64 131V130H63ZM83 131H85V130H83ZM156 131V130H155ZM155 131H153V135L154 134H156V133H154ZM160 131H162V129L160 130ZM237 131V132H236ZM249 131V130H248ZM6 132V131H5ZM12 132V131H11ZM65 132V131H64ZM150 132V131H149ZM159 132V131H158ZM230 132H231V130H230ZM243 132V131H242ZM242 132H239V135H238V137H239V139H240V136H241V139H243L242 138V135L246 138V135H249L248 134V132L246 133V135L244 134V132L242 133ZM252 132V131H251ZM24 133V132H23ZM28 133H29V131H28ZM66 133V132H65ZM70 133V132H69ZM140 133H141V131H140ZM164 133V132H163ZM175 133V132H174ZM1 134V133H0ZM25 134V133H24ZM143 134V133H142ZM141 134V135H142ZM160 134V133H159ZM159 134H157L158 135V137H159ZM179 134V133H178ZM177 133H176V135H178ZM232 135H233V133H231ZM241 134V135H240ZM258 134V133H257ZM44 135H46V133L44 134ZM68 135V134H67ZM66 135V136H67ZM75 135V134H74ZM140 135V136H141ZM144 135V134H143ZM187 135V134H186ZM254 135V134H253ZM3 136H5V134L4 135H2V137ZM73 136V135H72ZM137 136V135H136ZM151 136H152V133H151ZM156 135H154V137H155ZM161 136V135H160ZM249 136H251V133H250V135ZM256 136V135H255ZM9 137L11 138V136H10V134H9ZM46 137V136H45ZM51 137V136H50ZM118 137V136H117ZM177 137V136H176ZM232 137V136H231ZM42 138H44V137H42ZM41 138V139H42ZM46 138H48L49 139V137H46ZM142 138V137H141ZM156 138H157V136H156ZM185 138H187V136L185 137ZM248 138V137H247ZM252 138V137H251ZM1 139V138H0ZM38 139V138H37ZM40 139V138H39ZM45 139V138H44ZM159 140L161 139V141H162V138H158ZM158 139H155V142H156V140L158 141ZM164 139V138H163ZM179 139H181V138H179ZM188 139V138H187ZM235 139V138H234ZM233 139V140H234ZM249 139V140H248ZM247 139V141H250L251 139L250 138H248ZM6 142L7 141H9L10 142V140L9 139H7V137H6ZM61 140L62 139H60L59 140V143H61ZM116 140H118V138L116 139ZM120 140V139H119ZM118 140V141H119ZM138 140H140V138L138 139H136L135 141L137 142ZM152 140V139H151ZM151 140H150V142H151ZM182 140H185L186 142L188 141V140H186V139H182ZM246 140V139H245ZM244 140V141H245ZM1 141V140H0ZM42 141L43 140H39V142H41L42 143ZM63 141V140H62ZM129 141H131V140H129ZM134 141V140H133ZM238 142H240L239 140H237ZM236 141V142H237ZM8 142V143H9ZM85 142V141H84ZM120 142V141H119ZM139 142V141H138ZM158 142H160V141H158ZM190 142V141H189ZM230 142V141H229ZM232 142V141H231ZM237 142V143H238ZM251 142H252V140H251ZM4 143V142H3ZM11 144L13 143V142H10ZM23 143V142H22ZM81 143V142H80ZM149 143V142H148ZM162 143V142H161ZM183 143H185L184 141H183ZM232 143H234V142H232ZM236 143V144H237ZM243 143V142H242ZM241 143V144H242ZM249 143V142H248ZM253 143V142H252ZM0 144L1 145H3L2 144V141L0 142ZM7 144V143H6ZM152 144V143H151ZM186 144H189L188 142L186 143ZM240 144V145H241ZM247 144V143H246ZM250 144V143H249ZM249 144H248V146H249ZM9 145V144H8ZM8 145H6L7 146V148H9V147H11L10 145H9V147H8ZM133 145V144H132ZM136 145V144H135ZM149 145V144H148ZM89 146V145H88ZM185 146V145H184ZM206 146V145H205ZM211 146V145H210ZM247 145L244 147V149L245 148H247L248 147ZM54 147V146H53ZM137 147H139L138 145H137ZM150 147V146H149ZM154 147H156V145H154L153 146V149H156L157 150V147L156 148H154ZM186 147V146H185ZM253 147V146H252ZM55 148V147H54ZM77 148H78V146H77ZM116 148V149H115ZM131 148H133V150L132 151H134V149L136 148H134V147H132L131 146ZM152 148V147H151ZM86 149V148H85ZM91 149V148H90ZM243 149V150H244ZM252 149V148H251ZM251 149L249 150V152L251 151ZM254 149V148H253ZM56 150V149H55ZM136 150V149H135ZM246 150V149H245ZM116 151V152H115ZM124 150L122 149V152H123ZM196 151V150H195ZM92 152V151H91ZM96 153V152H95ZM110 153V154H111ZM157 153V152H156ZM241 153V152H240ZM52 154V153H51ZM76 154H77V152H76ZM111 154V155H112ZM114 154H117V155H114ZM124 154V153H123ZM153 154H155V152L154 153H152V156L154 157V160H152L153 159V157L151 158V160L152 161H154V162H159L161 159H160V157H158L159 159V161H155V158H156V156H154ZM161 154V153H160ZM160 154H157L158 156H160ZM171 154V153H170ZM249 154H252V153H249ZM248 154V155H249ZM0 155H1V157H2V153L0 152ZM92 155V154H91ZM100 155V154H99ZM121 155V154H120ZM150 155V154H149ZM241 155V154H240ZM262 155V154H261ZM264 155V154H263ZM74 156V155H73ZM72 156V157H73ZM96 156H97V153H96ZM100 156H102V155H100ZM144 156V155H143ZM186 156V155H185ZM61 157V156H60ZM90 157V158H89ZM87 156V160H88V162H86V164H88L89 162H92L93 163V165L95 164L94 162L95 161H97L98 162V158H94L93 157V155H92V157L91 156ZM151 157V156H150ZM71 158V157H70ZM120 158H123V157H120ZM247 158V157H246ZM246 158H245V160H246ZM264 158V157H263ZM49 159V158H48ZM50 159H52V160H54L53 158H52V156H51V158ZM61 159H62V157H61ZM90 159H92V161L90 160ZM100 159H101V157H100ZM108 161H109V156H108ZM118 159V158H117ZM117 159H116V161H117ZM185 159V158H184ZM187 159V158H186ZM228 159V158H227ZM259 159V158H258ZM1 160V159H0ZM172 160V159H171ZM175 160V159H174ZM178 160V159H177ZM249 160V159H248ZM247 160V161H248ZM70 162H72V163H70V164H67V165H63L62 163H57L55 166H54V168H53V171H51V173H49V182L50 183H48L49 184V187H51L50 185H56L58 182H57V180H58V178H60V177H63L64 179V182H66L65 184V186H64V188H68V185L70 184V182H71V180H70V177L72 176V173L74 172V168L76 167V170H75V172H79V170H81V171H83L82 169L84 168V166H85V170H94L95 169V167H92V169H90V167H89V169H88V166L87 165H83V168H82V166H76L74 163H73V161H72V158H71V160H69ZM151 161V162H152ZM173 161V160H172ZM190 161L192 162V160L190 159ZM186 162L187 164H189L188 166L190 167H192V172H198V170H197V167L195 166V165H193V163H191V162ZM230 161V160H229ZM242 161V160H241ZM246 161V162H247ZM250 161V160H249ZM256 161V160H255ZM258 161H260V160H258ZM39 162V161H38ZM44 162V161H43ZM53 162V161H52ZM59 162H61V161H59ZM84 162V161H83ZM103 163H104V161H102ZM113 162V161H112ZM118 162V161H117ZM122 162H124V161H122ZM176 162V161H175ZM178 162H179V160H178ZM245 162V161H244ZM253 162V161H252ZM257 162V161H256ZM260 162H262V161H260ZM264 162V161H263ZM46 163V162H45ZM98 164L97 165V172L99 173H101L102 171L103 172H105V173H103V174H108V173H111L113 176H112V178L114 179L115 178V176H116V174L118 173V171H119V169H120V171L122 170V169H124V168H122V166H121V168H120V164H122L121 163V159H120V161H119V164L116 166L115 165V167H113V165H112V167H110L109 168V170H106L105 169V167L103 166L104 164ZM160 163V162H159ZM163 163V162H162ZM177 163V162H176ZM234 163V162H233ZM251 163V162H250ZM258 163V162H257ZM109 164H110V162H109ZM115 164V163H114ZM124 164V163H123ZM154 165L155 167H156V165L158 166V164H154L153 162L151 163V165ZM173 164V163H172ZM229 163H227V165H228ZM249 164V163H248ZM247 164V165H248ZM12 165V164H11ZM90 165V164H89ZM149 165V164H148ZM176 165H178V163L176 164ZM183 165V164H182ZM186 165V164H185ZM231 165V170L233 169L232 168V164H230ZM253 165H255V164H252L251 165V167L253 166ZM263 165V164H262ZM87 166V167H86ZM91 166V165H90ZM150 166V165H149ZM187 166V165H186ZM229 166V165H228ZM237 166H239V165H237ZM246 166V165H245ZM159 167V166H158ZM173 168H174V165L172 166ZM250 167V169H249V171L252 169V171L254 170V169H256L257 170V166H255V168L254 167H252L251 168ZM263 167V166H262ZM261 166H260V169L258 168V172H259V170H261V168H262ZM11 168V170H12V167H10ZM35 168V167H34ZM36 168H37V166H36ZM35 168V169H36ZM87 168V169H86ZM149 168H151V167H149ZM229 168V167H228ZM234 168H236V169H238L236 166H234ZM35 169H34V171H35ZM45 169V168H44ZM178 169H180V167L178 168ZM189 169H191V168H189ZM227 169V168H226ZM50 170V169H49ZM85 170H84V172H85ZM150 170V169H149ZM228 170V169H227ZM234 171H235V169H233ZM119 171V172H120ZM173 171V170H172ZM182 171V170H181ZM230 171V170H229ZM229 171H227V173L229 172ZM237 171H239V170H237ZM255 171V170H254ZM253 171V172H254ZM33 172V171H32ZM77 172V174H79V173H81V172H79L78 173ZM83 172V173H84ZM123 172H125V173H129V171H122L121 173H120V178H121V175H124L123 174ZM137 172V171H136ZM140 172H141V170H140ZM154 172V171H153ZM174 172V171H173ZM177 173L179 172L178 170L176 171ZM191 172V173H192ZM206 172H207V170H206ZM261 172V171H260ZM127 173V174H128ZM134 173V172H133ZM132 172H130L128 175H130V174H132V175H134V174H137V173H134L133 174ZM199 173V172H198ZM225 173V172H224ZM242 173V172H241ZM249 173V172H248ZM251 173V172H250ZM26 174V173H25ZM126 174V175H127ZM154 174H156V173H154ZM174 174H175V172H174ZM185 174H187L186 172H185ZM184 174V175H185ZM232 175H230V173H229V175L232 177V178H235L234 177V172H232L231 173ZM243 174V173H242ZM253 173H251V175H252ZM255 174V173H254ZM259 175H262L261 173H258ZM1 175H2V173H1ZM6 175V174H5ZM43 175V178H46V175H47V173L46 174H43L42 172H41V176ZM82 175V174H81ZM84 175H85V173H84ZM90 175V174H89ZM88 175V176H89ZM97 175V174H96ZM125 175V176H126ZM127 175V176H128ZM151 175V174H150ZM158 175H160L159 177H161V173H159ZM158 175L156 174V176L158 177ZM176 175H179V173L178 174H176ZM180 175H181V172H180ZM180 175H179V177H180ZM192 175H194L193 173H192ZM239 175V177H241L240 176V174H238ZM256 175H257V172H256ZM12 176H13V174H12ZM27 176V175H26ZM33 176V175H32ZM75 176V175H74ZM79 176V175H78ZM78 176H76L77 178H78ZM99 176V175H98ZM139 179H140V175H136ZM155 176V175H154ZM200 176V175H199ZM228 175H226V177H227ZM258 176V175H257ZM14 177V176H13ZM16 177V176H15ZM14 177V178H15ZM83 177V176H82ZM87 177V176H86ZM182 177H184L183 176V174H182ZM193 177V176H192ZM211 177V176H210ZM223 177L224 178H226L224 175H223ZM14 178H13V180H14ZM97 179H98V177H96ZM96 178H93L94 179V183H95V186H97V183L96 182H98L99 181V179L97 180ZM101 178H103V177H101ZM100 178V179H101ZM105 178V177H104ZM117 178V177H116ZM125 178V177H124ZM123 178V179H124ZM127 178V177H126ZM138 178H136L135 177V179H138ZM142 178V177H141ZM197 178V177H196ZM229 178V179H228ZM243 178V177H242ZM241 178V179H242ZM258 178V177H257ZM256 178V179H257ZM35 179V178H34ZM34 179H33V181H34ZM96 179V180H95ZM112 179V180H113ZM118 179V178H117ZM122 179V178H121ZM127 179H129V178H127ZM126 179V180H127ZM134 179V178H133ZM132 178L130 179V180H133ZM134 179V180H135ZM155 179V178H154ZM153 179V180H154ZM179 179V178H178ZM192 179V178H191ZM194 179V178H193ZM227 179V181H230V177H227L226 178ZM245 179V178H244ZM5 180H7V177L5 178L4 177V181ZM74 180L75 179H73V182H74ZM102 180V179H101ZM101 180L99 181V185H100V182H101ZM111 179H110V181H112ZM152 180V179H151ZM158 180V179H157ZM181 180V183H182V178L180 179ZM233 180V179H232ZM258 180H259V178H258ZM15 181V183H17L18 182V179L16 180H14ZM36 181H37V179H36ZM38 181H39V178H38ZM76 181V180H75ZM114 181V180H113ZM122 182H120V184L122 183L123 184V186H121L120 185V187H121V190L124 188V187H126V186H124V183H126V182H124L125 181V179H124V181L123 180H121ZM142 181V180H141ZM156 181V180H155ZM154 181V182H155ZM196 180H194V183L196 184V182H195ZM234 181V180H233ZM239 181H242V180H239ZM245 181V180H244ZM29 182H30V179H29ZM77 182V181H76ZM75 182V183H76ZM115 182L117 183V181H116V179H115ZM131 182V181H130ZM143 182H145V181H143ZM158 182H161V183H163L164 181L162 180V181H159L158 180ZM199 182V181H198ZM211 182H213V181H211ZM1 183H2V181H1ZM13 183V182H12ZM11 182H6V184H4V185H2V187L3 188H1L2 189V191H0V199L4 202L6 199V204H9V210L6 212V213H3V215H1L0 214V221H1V226H0V257H1V259H0V264H39V260L41 261L43 258H46V257H48V256H50V258L52 259H50V261H53L52 263H49V264H176V262L178 261V263H180V257L179 258H176V257H178L179 255H178V253L180 254V255H182V254H184V258H185V260H183V256L181 257L182 258V262L180 263V264H228V263H222L221 262V259L224 257V258H228L227 257V251H226V247H225V245H224V241H223V239H222V237H221V234H220V231H219V227L218 226H216V225H218L217 223H216V225H215V227H212V229L211 228H209L210 230L208 231V230H206L205 228H203V227H201V228H203L204 229V231H203V229H201V231H200V233L198 234V231H196V229L195 228H190V227H192V226H190L189 228L186 226L187 224L186 223H188V226L190 225L189 224V222H186L188 219H189V217H187V219L185 218V214H186V212H183V214H181L182 216H184L183 217V219L185 220V221H183L182 223H183V225H184V227L186 226L187 228H184L183 227V225L181 224V217H179V215L177 214V216L179 217H177L176 218V220L177 221H179L178 223H180L181 225H182V227H180V229H179V226H181V225H178L177 224V221H175V222H173V223H175L176 224V226H177V229H176V226L175 225H173L172 224V226H175V228L173 227L172 229H175V230H172L173 231V233H171L172 231H170L169 233H170V235H169V237H171L172 235H174L175 234V236H176V234L178 233V232H182L183 230H185L184 231V234L185 235H183V233H179V234H177V236L178 237H180V240H179V238H176L175 236H172V237H174V238H176V241H177V239H178V241H177V244H173V243H176V241H174V238H167V239H165V241H166V243L164 242V244H162V242L161 241H163V239L161 238V236L158 234V232L153 228V229H149V230H146V231H144V230H141V229H139L138 227H137V225H138V219L139 218H137L138 217V215L136 214V212L137 211H134L133 209V207H134V203H136V202H134V201H132V204L130 203V201L128 200V198H129V192H131V191H126V190H123L122 192H120V194L122 195L123 194V196H121V195H119L120 196V199L121 198H123V199H121L120 200V202H122L123 200H124V204L126 203V199L129 201H127V205L128 206H121V205H113V204H111L110 202V200H109V198H110V193H109V191H107L109 194V198H107L110 202H108V203H110V204H108V206L106 205V207H108V212H107V214H104V215H101V216H99V215H97L96 214V212H95V209L93 208V206H87L86 205V203L89 201V200H91V195H89V194H93L94 196H95V192H93L94 190H98V194H99V191L101 190L99 187L100 186H98V187H96V189H94L92 192H90L89 193V189L91 190V188L93 189V188H95V187H89V185H87L86 186V189L87 190H85V191H87L86 193L90 196V197H88V201H87V199H82V201H81V203L80 204H78L79 203V201L77 200V199H81V198H79L80 196H82V195H80V194H78V195H80V196H78L76 193H80V191H78V189H77V192L75 193V191H72L73 192V194L75 193L76 194V196H74V195H72V193H71V195L72 196H74V197H76V203L78 204L77 205V207H76V205L74 206V205H72V206H70V205H68L67 206V204L68 203H65L66 205V207H65V210H67L68 212L67 213H65V214H63V213H61V214H57V213H54L56 216L58 215V216H62L61 217V222L59 221V223H57V221L56 220H54V219H52V218H50V215L46 212V211H44L43 210V208H41V209H38V207L37 206H35L32 202H30V197L29 196H27V195H22V191L20 190V182H19V189L17 188V187H15V185H13ZM21 183H23V184H25V181H22ZM38 183H40V182H38ZM42 183H44V182H42ZM59 183H61V182H59ZM86 183V182H85ZM102 183V185L105 183V180H104V183L103 182H101ZM115 183V185L117 186V185H119V184H116ZM129 183V182H128ZM135 183V182H134ZM133 182H131V184H133V185H131L130 183V185H131V187L132 186H135V184H134ZM227 184H229V182H226ZM232 183V182H231ZM237 183V182H236ZM259 183V182H258ZM8 184V185H7ZM9 184H11V185H9ZM32 184H34V182H32ZM91 184H93V183H91ZM113 184L114 183H112V186H113ZM155 184H157V181H156V183ZM159 184V183H158ZM164 184V183H163ZM162 184V185H163ZM183 184V183H182ZM194 184V185H195ZM243 184H245L244 182H243ZM6 185L7 186H9L8 188L9 189H7L6 188ZM13 185V186H12ZM17 185V186H18ZM58 185V184H57ZM77 185V184H76ZM85 185V184H84ZM101 185V187H102V189H103V187H104V185L102 186ZM126 185V184H125ZM128 185V184H127ZM173 184H171V186H172ZM180 185V184H179ZM230 185V184H229ZM246 185V184H245ZM12 186V187H11ZM22 186V185H21ZM29 187L31 186V185H28ZM40 186V185H39ZM47 186V185H46ZM45 186V187H46ZM52 186V187H53ZM79 186V185H78ZM108 186V185H107ZM116 186H113V189H114V187L115 188H119V186L118 187H116ZM149 186V185H148ZM164 186V185H163ZM180 186H182V185H180ZM184 186V185H183ZM187 186V185H186ZM200 186H202V185H200ZM231 186V185H230ZM233 186V185H232ZM241 186H244V185H242V183H241ZM14 187V189H12ZM37 187H38V185H37ZM37 187H36V190H37ZM73 186H71V189L72 190H75V189H73L72 188ZM81 187V186H80ZM88 187V188H87ZM123 187V188H122ZM130 187V186H129ZM129 187H127V188H129ZM130 187V188H131ZM177 187V186H176ZM197 187V186H196ZM210 187V186H209ZM229 187V186H228ZM11 188V189H10ZM16 188H17V190L18 191H16ZM54 188V187H53ZM55 188H56V186H55ZM63 188V189H64ZM82 188V187H81ZM81 188H79V190L81 189ZM105 188V187H104ZM110 188V187H109ZM198 188V187H197ZM196 188V189H197ZM237 188V187H236ZM243 188H246L245 186L244 187H242V189ZM41 189V188H40ZM45 190L47 189V187L46 188H44ZM57 189V188H56ZM69 189V188H68ZM112 189V188H111ZM110 189V190H111ZM132 189H134L133 187H132ZM131 189V190H132ZM150 189V188H149ZM177 189H178V187H177ZM183 189V188H182ZM203 189V187L201 188V190ZM13 190H15V191H13ZM20 190V191H19ZM53 190V189H52ZM57 190H60V189H57ZM66 190V189H65ZM120 190V191H121ZM147 190V189H146ZM181 190V189H180ZM199 190V189H198ZM204 190H206V189H204ZM246 190V189H245ZM244 190V191H245ZM250 190V189H249ZM29 191H31V190H29ZM46 191H48V190H46ZM51 191V190H50ZM56 191V190H55ZM61 191V190H60ZM68 191V190H67ZM117 191V190H116ZM134 191H136V190H134ZM151 191V190H150ZM168 191V190H167ZM171 191V190H170ZM185 192H186V190H184ZM189 191H190V189H189ZM244 191H242V192H244ZM1 192H3V193H1ZM17 192H19L18 194H17ZM34 192H36V191H33V193ZM45 192V191H44ZM49 192V191H48ZM47 192V193H48ZM53 192V191H52ZM52 192H49V195H51L50 193H52ZM56 192H58V191H56ZM63 192V191H62ZM62 192H59V195L58 194H56V195H58V196H62L63 195V193ZM83 192H84V190L81 192V194H83ZM101 192V191H100ZM111 192V191H110ZM114 192V191H113ZM113 192H111V195L113 196ZM118 192V191H117ZM116 192V193H117ZM123 192H126V194L127 195H125V197H127V198H124V193ZM132 192H133V190H132ZM131 192V193H132ZM175 192H177L176 190H175ZM179 192V191H178ZM178 192H177V194H178ZM182 192V191H181ZM188 192V191H187ZM187 192L185 193V195L187 194ZM238 192V191H237ZM246 192H248V191H246ZM21 193V194H20ZM62 193V195H60ZM68 193H70V192H68ZM191 193V192H190ZM245 193V192H244ZM4 195V198H2V196ZM35 194V193H34ZM53 194H54V192H53ZM86 194V195H87ZM98 194L96 193V197L98 198H100V196H98ZM133 194V193H132ZM136 194V193H135ZM175 194V195H174ZM193 194V193H192ZM196 194V193H195ZM195 194H193V196L195 195ZM209 193H208V190H206V192H205V194H204V196H209L208 195ZM232 194V193H231ZM230 194V195H231ZM237 194H239V193H237ZM243 194V193H242ZM241 194V195H242ZM246 194V193H245ZM249 194V193H248ZM2 195V196H1ZM55 195V194H54ZM68 195V194H67ZM70 195V196H71ZM86 195H85V193H84V196L86 197ZM99 195H102V194H99ZM114 195H115V192H114ZM173 195L175 196V199H176V197L179 195H176V193H173ZM189 195V194H188ZM187 195V196H188ZM212 195V194H211ZM232 195H234V194H232ZM231 195V196H232ZM236 195V194H235ZM53 195H51V197H52ZM84 196H82V198H85ZM111 196V199L112 198H114V197H112ZM134 196V195H133ZM138 196H139V192H138ZM203 196V197H204ZM217 196V195H216ZM239 196H240V194H239ZM45 197V196H44ZM47 197V196H46ZM59 197V198H60ZM62 197H64V196H62ZM66 197V196H65ZM64 197V198H65ZM78 197V198H77ZM93 197V196H92ZM135 197H137V194H136V196ZM135 197H132V198H129V199H134ZM140 197V196H139ZM189 197V196H188ZM195 197H197V196H195ZM200 197L202 198V195H200ZM224 197V196H223ZM234 197H236V196H233L232 198L234 199ZM238 197V196H237ZM93 198H95V197H93ZM92 198V199H93ZM98 198V199H99ZM169 198H170V196H169ZM172 198V197H171ZM182 198V197H181ZM183 198H184V195H183ZM191 198H192V196H191ZM207 198V197H206ZM206 198H202V200H205ZM210 198H212L211 196H210ZM214 198V197H213ZM249 198V197H248ZM262 198H264V196L262 197ZM261 198V200H263ZM115 199V198H114ZM155 199H157V198H155ZM174 199V198H173ZM179 199H180V197H179ZM208 199H209V197H208ZM231 199V198H230ZM236 199V198H235ZM247 199V198H246ZM41 200V199H40ZM67 200H69L68 199V197H67ZM83 200H86V201H83ZM113 200V199H112ZM135 200V199H134ZM137 200V199H136ZM135 200V201H136ZM169 200V199H168ZM177 200V199H176ZM181 200V199H180ZM189 200V199H188ZM191 200H193V198L191 199ZM194 200H196V199H194ZM199 200H201L200 198H199ZM212 200H214V199H212ZM227 200H228V198H227ZM2 201H1V203H2ZM42 201V200H41ZM40 201V202H41ZM46 201V200H45ZM99 201V200H98ZM98 201L96 202V204L95 205H97L98 204ZM115 201V200H114ZM154 201V200H153ZM156 201V200H155ZM173 201V200H172ZM223 201V200H222ZM222 201H219V202H222ZM235 201V200H234ZM247 201V200H246ZM245 201V202H246ZM59 202V201H58ZM83 202V203H82ZM84 202H86V203H84ZM90 202V201H89ZM91 202H93V200L91 201ZM186 202H187V200H186ZM193 201H191V203H192ZM195 202V201H194ZM204 202V201H203ZM244 202V203H245ZM247 202H251L250 201V199L247 201ZM4 203V204H5ZM44 203V202H43ZM47 203V202H46ZM116 204H117V202H115ZM129 203V204H128ZM138 203H139V205H138ZM140 201H138L137 202V205L138 206H140ZM189 203V202H188ZM191 203H189V206H191L190 204ZM201 203V202H200ZM224 203V202H223ZM240 203V202H239ZM243 203V204H244ZM3 204V205H4ZM5 204V205H6ZM41 204V203H40ZM39 204V205H40ZM62 204H64V203H62ZM92 204V203H91ZM122 205H124L123 204V202L121 203ZM160 204H163V202H161ZM169 204H171V202L169 203ZM175 204V203H174ZM242 204V203H241ZM242 204V205H243ZM247 204V203H246ZM263 204V203H262ZM41 205H43V204H41ZM55 205H58V204H55ZM55 205H51L52 206V208H53V206H55ZM92 205H94V203L92 204ZM94 205V206H95ZM130 205H133V206H131L130 207ZM179 205V204H178ZM195 205H196V203H195ZM195 205L193 204V206L195 207ZM204 205V204H203ZM219 205V204H218ZM217 205V206H218ZM245 205V204H244ZM143 206V205H142ZM158 206H159V203H158ZM192 206V207H193ZM208 207H209V205H207ZM222 206V205H221ZM252 206V205H251ZM63 207V208H64ZM160 207V206H159ZM162 207H164V206H162ZM169 207H170V205H169ZM169 207H167V209L169 208ZM184 207V206H183ZM200 207H202V204L200 205ZM208 207H206L205 206V212L204 213H200L202 210H204V206H203V208H201L200 210H199V208L197 209V206H196V208L195 209H197V210H199L198 212H199V214H197V216L198 215H202L203 214V218H201V219H198V220H206V218H204V215H206L207 214V209H208ZM215 207H216V205H215ZM223 207V206H222ZM221 207V208H222ZM247 208H249L248 206H246ZM44 208L46 209L47 207H45V204H44ZM55 209H56V206L54 207ZM60 208H62V207H60ZM97 208V207H96ZM131 208V209H130ZM161 208V207H160ZM190 208V207H189ZM207 208V209H206ZM209 208H211V207H209ZM219 206H218V209H221ZM98 209V208H97ZM165 209V212H166V207L164 208ZM187 209H188V207H187ZM186 209V210H187ZM194 209V210H195ZM224 208H222V210H223ZM47 210V209H46ZM49 210V209H48ZM61 210V209H60ZM133 210V211H132ZM158 210V209H157ZM156 210V211H157ZM169 210V209H168ZM176 210V209H175ZM185 210V211H186ZM190 210V209H189ZM188 210V211H189ZM221 210V211H222ZM230 210V209H229ZM235 210V209H234ZM97 211V210H96ZM144 211V210H143ZM153 211V210H152ZM155 211V210H154ZM182 211V210H181ZM187 211V212H188ZM217 211V210H216ZM219 211V210H218ZM218 211H217V214H218ZM51 212V211H50ZM59 212H61V211H59ZM159 212V211H158ZM157 212V213H158ZM190 213H191V211H189ZM189 212H188V216H191V215H189ZM192 212H193V210H192ZM224 212V211H223ZM243 212V211H242ZM250 212H251V210H250ZM138 213V212H137ZM152 214H153V212H151ZM156 213V214H157ZM162 213H164V211L163 212H161V214ZM166 213H168V212H166ZM173 213V212H172ZM178 213V212H177ZM213 213H214V211H213ZM212 212H211V214H213ZM235 213V212H234ZM244 213H246V212H244ZM102 214H103V212H102ZM160 213H158L157 214V216L159 215ZM165 214V213H164ZM193 214V216H195L194 215V213H192ZM208 214H209V212H208ZM225 214V213H224ZM155 214H153V216H154ZM166 215V214H165ZM200 215V216H201ZM214 215V214H213ZM221 215V214H220ZM220 215H219V218H220ZM248 215H249V213H248ZM151 217L152 219L153 218H155V216L154 217ZM186 216H187V214H186ZM192 216V217H193ZM252 216V215H251ZM250 216V218H252ZM144 217V216H143ZM146 217V216H145ZM199 217V216H198ZM217 217H218V215H217ZM222 217V216H221ZM247 217V216H246ZM249 217V216H248ZM63 218V219H62ZM109 218V222H108V224L107 223H105V221H106V219H108ZM142 218V217H141ZM149 217H147V219H148ZM162 218H163V216H162ZM191 218V217H190ZM241 218V217H240ZM254 218V217H253ZM137 219V220H136ZM164 219V220H163ZM163 219H161V223H162V220H163V222L167 219V218H165V216H164V218ZM215 219V218H214ZM223 219V218H222ZM256 219V218H255ZM156 220V219H155ZM155 220H152V222H150L149 224H151L152 225V223L155 221ZM157 220H160V217L157 219ZM157 220H156V222H157ZM228 220V219H227ZM249 220V219H248ZM257 220V219H256ZM9 221H12V222H16L17 224H18V227H19V230H17V235L19 236V238H20V242H21V244H23L24 245V251L22 250V252H23V254L21 253L19 256H17V254L15 255L14 254V252L13 253H11V249H9L10 248V242H11V239H9V238H7V235L9 234H7L6 233V230H7V228L8 227H6L7 226V224H8V222ZM135 221H137V222H135ZM140 221V220H139ZM146 219L144 220V221H142L141 222V227H142V229H143V226L142 225H144L145 223H146V225H144V226H148L149 224H148V222H149V219H148V221H146ZM189 221V220H188ZM192 221V220H191ZM216 221V220H215ZM214 221V222H215ZM224 221V220H223ZM229 221V220H228ZM156 222H154V223H156ZM159 223H160V221H158ZM172 222V221H171ZM186 222V223H185ZM203 222V221H202ZM249 222V221H248ZM104 223L107 225H105L104 226ZM143 223V224H142ZM153 223V224H154ZM191 223V222H190ZM193 223V222H192ZM260 223V222H259ZM263 223V222H262ZM12 224V223H11ZM137 224V225H136ZM148 224V225H147ZM164 224L166 225V223L164 222ZM140 225H138V226H140ZM204 225H206V224H204ZM209 225V224H208ZM12 226H15L16 227V224L15 225H12ZM152 226H154V225H152ZM151 226V227H152ZM159 226H163V228H164V225H163V223L161 224V225H159ZM167 226V225H166ZM207 226V225H206ZM205 226V227H206ZM210 226H213L212 224L210 225ZM209 226V227H210ZM11 228H13V227H11ZM181 228H184L183 230L181 229ZM259 228V227H258ZM14 229V228H13ZM231 229V228H230ZM181 230V231H180ZM207 232H206V231ZM256 230V229H255ZM255 230H253L254 232H255ZM166 231V230H165ZM165 231L163 232V233H165ZM175 232V233H174ZM177 232V233H176ZM235 232V231H234ZM168 233V232H167ZM168 233V234H169ZM252 233V232H251ZM166 234V233H165ZM236 234V233H235ZM239 234V233H238ZM260 235H262V234H260ZM11 236V235H10ZM17 236V237H18ZM167 236V235H166ZM181 236L183 237V238H181ZM239 236H241L240 234H239ZM251 236V235H250ZM235 237H236V235H235ZM238 237V236H237ZM251 237H253V236H251ZM250 237V238H251ZM249 238V242H250V240H252V238L250 239ZM255 237H253V239H254ZM259 238V237H258ZM170 239V240H169ZM182 239H183V241H182ZM243 239V238H242ZM19 240V239H18ZM172 240H173V242H172ZM245 240V239H244ZM255 240H257V238L255 239ZM255 240L254 241H252V242H255ZM159 241H160V243H159ZM170 243H172V244H169V242ZM247 241V240H246ZM260 241V240H259ZM259 241H257V242H259ZM16 242V241H15ZM159 243V245H157V246H159V247H161V245L163 246V245H165V246H167L168 245V248H167V251H169V249H172V248H176L177 247V252H176V255L174 254V252H175V249H172V256L171 257H166V255L165 256H162V254H158L159 256H156L155 255V253H153L152 251L154 250V252H156L157 250H159V248H157V250L155 249V247H154V245L156 246V244H158ZM186 242V243H185ZM248 242V243H249ZM8 243H9V245H8ZM17 243V242H16ZM156 243V244H155ZM230 243V242H229ZM244 242H242V244H243ZM122 244H124L125 246H124V248L123 249H120V245H122ZM250 244V243H249ZM253 244V243H252ZM257 244V243H256ZM255 244V245H256ZM14 245V244H13ZM12 245V246H13ZM17 245V244H16ZM169 245H171V246H173V247H171V246H169ZM174 245H175V247H174ZM244 245V244H243ZM251 245V244H250ZM254 245V244H253ZM252 245V246H253ZM259 245H260V242H259ZM262 245V244H261ZM22 246V245H21ZM153 247L154 249H152V251L149 249V247ZM251 246V247H252ZM15 247V246H14ZM19 247H20V244H19ZM235 247V246H234ZM16 248V247H15ZM144 248H146V249H148V250H144ZM259 249V248H258ZM156 250V251H155ZM238 250V249H237ZM248 250H250L251 251V248H249ZM260 250V252L262 251L261 249H259ZM14 251V250H13ZM162 251V250H161ZM255 251V250H254ZM19 252V251H18ZM158 252H160V250L158 251ZM236 252V251H235ZM246 252H247V250H246ZM245 252V253H246ZM259 252V253H260ZM204 255H203V254ZM237 253V252H236ZM253 253V252H252ZM256 253V252H255ZM254 253V254H255ZM155 255V256H153V255ZM164 254V253H163ZM240 254V253H239ZM247 254V253H246ZM250 254V253H249ZM232 255V254H231ZM236 255V254H235ZM241 256V255H240ZM258 257L259 256H261V255H257ZM203 257H204V259H203ZM246 257V256H245ZM244 257V258H245ZM248 257V256H247ZM262 257V256H261ZM242 258H243V256H242ZM248 258H251V257H248ZM255 258V257H254ZM11 259L12 260H14L13 262H11ZM246 259V258H245ZM46 260V259H45ZM204 260V261H203ZM227 260H229V259H227ZM263 260V259H262ZM48 261V260H47ZM184 261V262H183ZM240 261V260H239ZM243 262V261H242ZM247 262H250L249 260L247 261ZM258 262V261H257ZM230 263V262H229ZM245 264V263H244ZM248 264V263H247ZM260 264V263H259Z\"/></svg>","mask_w":264,"mask_h":264}]
</instances>
